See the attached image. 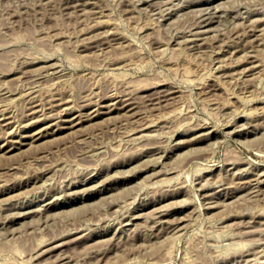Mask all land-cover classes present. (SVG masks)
I'll use <instances>...</instances> for the list:
<instances>
[{
  "label": "rangeland",
  "instance_id": "1",
  "mask_svg": "<svg viewBox=\"0 0 264 264\" xmlns=\"http://www.w3.org/2000/svg\"><path fill=\"white\" fill-rule=\"evenodd\" d=\"M59 1L60 0H0V116L2 114H4V116L6 115L5 118L3 117V115L0 117V137L4 138L0 139V155H2L0 156V178L3 179H0V182L2 184V186L0 184V198L2 197L4 199H0V207L2 208H0V212L2 213H0V216L3 217V219L0 218V264H57L58 262V264H62V262L64 264H248L249 262L251 264H264V251H262L264 249V246L262 247V245H264V227L263 229L262 227H259L260 229L256 227V224H258L259 226V224L261 223L260 221H262V224L264 222V214H260V212L264 213V192L262 195L260 194L264 190V174H259L260 171L264 173V43H262V41H264V30L262 31L264 26H260L262 25V21L260 20H263L264 25V19H262L264 16V12H262V10L264 11V0H226V2L229 1L227 3V5L229 4L228 6H230L229 8L226 4L224 5V3H226L224 2L225 0H221L223 1V4L220 0H182L183 3L181 2V0H171V2L170 0H168L169 3H166L167 0H139L141 1L140 3L138 2V0H131L132 2L130 0ZM133 1L139 4H134ZM175 1H179L182 4L176 5ZM185 1L187 2L186 5ZM61 2H64V4ZM91 2H95L96 5L94 4L93 6ZM155 2L156 4L159 2V6L157 4L156 8L154 9ZM162 2H164V5L160 4ZM209 2H211L210 5L208 4ZM171 3H173L174 7L172 8L174 9H168V7L172 6ZM146 4L147 6L149 5V8L146 6ZM221 5H224V7ZM132 6H134L135 8H132ZM144 6V9L146 10L143 9ZM162 6H164L165 8ZM192 6H194V8ZM202 6H204L205 8ZM216 6H218L221 10L216 9ZM66 7H68L67 10L65 9ZM186 7H191V11H189L190 9ZM225 8H227L228 10H225ZM175 9H178V11ZM194 9H196L195 12L198 13L197 17L195 15L196 13H194ZM197 9H199L200 12L202 11V15ZM203 9H206V11L208 10L210 12H207L205 14V12H203ZM85 10H87V13H85ZM161 10L164 13L165 10L169 11L168 13L166 11V14L164 15V13L162 14ZM179 10L181 11V13L179 12ZM184 10H186L185 13ZM213 10H217V12H213ZM229 10L232 13H230ZM73 11H76V15H72V13H74ZM82 11L83 13H85V16L84 14H82ZM96 11H100V13L104 11V14L107 13L105 16H108L104 17L103 13L101 15L98 14ZM158 11L159 14H157ZM188 11L190 13H188ZM225 11L229 12L230 14H226ZM148 12H150L151 14H148ZM152 12L154 13V15H152ZM172 12H177L178 15H176L177 13L174 14ZM239 13L241 15L244 14L243 16L246 17L244 18L240 16ZM212 14L216 15L212 16ZM236 14L239 16L234 17L236 16ZM99 15H101V17ZM157 15H159V17H162L163 20H161L162 18L159 19ZM166 15L167 17H169L164 18V16ZM219 15H223L225 18L220 17ZM249 15L254 21H252ZM81 16H83L82 19L77 18H81ZM89 16H93V18L91 17V22H89ZM205 16L206 18L210 16V21L208 20V18L205 19ZM227 16L233 18L231 19ZM102 17L105 19L107 18L109 20L106 19V21L105 19H103L102 22L100 21L101 23H99V21L97 23L96 20H101ZM201 18L203 19V21ZM222 18L225 20H222ZM247 19L249 21L251 20V24L248 23L249 21ZM93 20L94 23H92ZM206 20L208 22H206ZM245 20L248 22H246ZM199 21L202 24H200ZM87 22L90 24L91 28H87L90 27L89 24H86ZM203 22L206 23L203 24ZM212 22L216 25V28H218L215 31H212L215 28L211 29V26L215 27ZM254 22L257 23L254 24ZM259 22H261V24H258ZM91 23L94 25H92ZM238 23H240L241 25ZM244 23H246L247 25H244ZM100 25L102 26L101 28ZM197 25H199V27H197ZM200 25H202L203 27ZM250 25L251 27H249ZM256 25L257 27L260 26L261 28H256ZM194 26L195 29H193ZM111 27L114 28L111 29ZM80 28H82V30ZM87 29H89L91 32L89 31L90 33H88ZM189 29L190 32H193L192 34L188 35L187 33L189 32ZM104 30H109L110 32L113 31L111 34L112 37H110L111 35L109 31L105 32ZM115 30L117 31L116 33ZM202 30H208L209 32L205 31L203 33ZM246 30L247 32L249 30L251 32L249 31L248 33H246ZM198 31H201V34H198ZM216 31H219V33L217 34ZM242 31L245 32L244 35V32ZM207 32L209 34H207ZM213 32L216 35H213ZM254 32L256 33V35L254 34ZM93 33L95 34V36ZM104 34L107 35L105 36ZM180 34H183L182 36L185 37H182ZM206 34L209 36V38ZM99 35L102 40H100L101 38L99 37ZM202 35L203 37H205L206 40L201 37ZM210 35L216 36L218 40L215 41V37L210 38ZM217 35H219V37H217ZM241 35H243V37ZM251 35L252 37H255L252 38ZM261 35L263 36V38ZM97 36L99 38H97ZM102 36L105 37L103 38ZM187 36L188 38H191L193 36L192 39L196 37H200L202 39L198 38V40H196V38L194 40H189ZM233 36L238 40H234ZM245 36H247L248 39ZM89 37H91V39ZM107 37L114 38L115 40L110 38L108 39ZM249 37L255 40V43L257 44L256 46L252 39L249 40ZM93 38H95V40ZM239 38L243 40L241 41L239 40ZM260 38L261 43H259ZM245 39H247V41ZM77 40H79V42ZM80 40L81 44L83 45L80 44ZM91 40L94 41L92 42ZM184 40L187 41V46L186 41ZM99 41L101 45H99ZM174 41L177 44H175ZM201 41L203 43L206 41V44L204 43L203 45ZM103 42H106L107 44ZM109 42L112 44H110ZM194 44L197 47H195ZM228 44L230 45L229 47ZM198 45L202 49L199 48ZM220 46H223V48L220 49ZM235 46H241L240 48L238 47L239 49H237L239 50V52L244 53L245 58L243 55H241L242 53L239 54ZM242 46H244L245 48ZM232 47H235L233 49H236L234 50V52H236L237 54H235L234 52H230L233 50ZM250 47H252L251 50ZM255 47L258 48L256 49ZM241 48H244L246 50H241ZM99 49L100 51L102 49V51L99 52ZM216 51H220V54H217ZM247 52L249 54L252 53V57L248 56ZM229 54L235 55L230 56ZM254 55H257L258 58ZM224 56H227L228 58H225ZM242 56L245 61L247 60L246 63H244L245 61L242 60ZM246 56H248L249 58H247ZM216 57H219V59H217ZM224 58L226 60H223ZM230 58L231 60H229ZM220 59L222 61H219L217 63V61ZM239 59H241V62L243 61V64L239 62ZM254 59L255 61H257V63L254 61ZM32 60H34V62H30ZM44 60H46V62ZM28 61L30 64L28 63ZM110 61H112L113 63ZM225 61H227L228 63ZM249 61L253 63H250ZM26 62L27 64H25ZM56 62L60 64L57 63L56 66ZM258 62L259 66L257 65ZM108 63L110 65H108ZM219 63L223 64L220 65ZM234 63L241 64L236 65ZM255 63L258 66V69ZM227 64H229V67H231L232 65L231 69L232 71L235 70L234 74L232 73V71H230L231 69L228 67ZM249 64H252V67H249L251 66ZM30 65L33 67H31ZM38 65H41V67H39ZM52 65L55 66L53 67ZM59 66H61V68ZM239 66L242 69L246 68L247 66L248 69L246 70H248L247 72L249 74H246L245 69L243 71L239 69ZM42 67H49L50 69H43ZM56 67H59L61 70L58 69V71ZM31 68L34 71H31ZM51 68H53L54 72L56 70V72L58 73H53L51 71ZM253 68H255L257 72H254L255 69ZM214 69L216 70L215 77L213 74ZM236 69L238 72L239 70H241V73L239 72L240 74H242L243 72L241 77L239 76L240 74L236 71ZM35 70L39 71L35 72ZM43 70L47 71L45 72ZM50 71L52 72V75ZM60 71H64L65 73H61ZM21 72L23 73L21 74ZM30 74L35 75L32 76ZM57 74H59V76ZM217 74L221 76L219 77L217 76ZM236 74H239V79L237 78L238 76ZM44 75L46 77H44ZM55 75L58 78L55 77ZM52 76L53 78L59 80H51ZM244 76H246V80ZM47 77L50 79L48 80ZM213 77L214 79H217V82L214 81ZM221 78L222 81L219 82L218 80H221ZM126 87H128L126 91L129 88L130 90H132H128L126 92ZM112 90L117 91L113 92ZM118 90L124 91L125 94L122 93V91L119 92ZM24 91H26V94L28 93L26 96H24L25 94H23L25 93ZM34 91H38L36 93L38 94V96L35 94ZM52 92H54L55 94H53ZM90 92H93V94ZM117 92L120 94H118ZM130 92L132 94H130ZM157 92H161L160 95ZM41 93L43 95H41ZM57 93L60 94L58 95ZM154 93L156 94V96ZM165 93L167 94L165 95ZM136 94H140L142 97L140 95L137 96ZM144 94L147 95L144 96ZM33 95L34 97L32 98L31 96ZM69 95L71 97H67ZM103 95L106 96L103 98ZM123 95L125 97L130 96V98L127 97V100L132 102V105L135 104L132 109H129V111H124L125 109H118L120 111L113 110V112L109 114L103 113L101 114L102 116L100 115L97 118L91 119V122L90 120L84 121L85 123L83 122V125H87H84L85 127L83 125H77V127H75L77 128V130L64 129L62 132L56 133L58 137L56 134H50V136H45V139L47 140H45L44 137L36 141L28 139L30 141L27 140L26 144H22L21 146L19 145L21 148H13L10 151H6V149L8 150V147L11 146L9 141L13 139L20 140L21 137L19 138V136L23 134L22 131L23 128L27 126L26 124L29 125V123L32 124L33 122H35V120L40 117L41 113L45 112L46 114H48L50 112L51 114H57L68 110L75 111L72 114H77L78 112L87 113L91 111L94 106H96L95 103L106 104L108 102L107 104H109V102H112L116 99L115 97H117L116 100H119L115 102H120L121 100L125 99ZM27 96L28 98H31V100L29 99V101H27ZM62 96L65 100L62 98ZM99 97L103 98L104 100L101 99L100 101ZM109 97H113L114 99H108ZM54 98L56 99V102ZM49 99L50 101H52L49 102ZM107 99L109 101H107ZM46 100L47 102H45ZM62 100L65 103H63ZM30 101L35 104H38L37 111H39V113H35L34 116H30L33 115L30 113L31 109L26 110L29 106L31 107L30 104H33L30 103ZM78 101L80 102L77 103ZM138 101H140L141 103ZM71 102L73 103L71 104ZM143 102L145 103L143 104ZM85 103L87 105H85ZM119 104L121 105V103ZM68 105L71 106L69 107ZM42 106H44L45 108ZM54 106H56V108ZM63 106H67L71 109L65 110L67 108L64 107L65 109L63 110ZM83 106H85V108ZM6 107L8 108V110ZM59 109H61L62 111ZM134 109L136 111H132ZM256 110L257 113L259 112V115L255 113ZM16 113L18 116L15 115ZM127 113H129L130 116H127ZM117 114L118 117H116ZM254 115H258L259 119L257 117V119L251 118V116L255 117ZM260 115L262 118L260 117ZM22 116L24 117V119L22 118ZM246 116H248V118ZM119 117L124 118L123 121L121 120L122 118L119 119ZM65 118L66 117H64L63 119ZM20 119L23 121H21ZM244 119L246 120V122ZM249 119L251 121H249ZM253 119L254 121H256V123L253 122ZM8 120L13 121L14 123L12 122V125L9 127L10 129L7 128L5 131V126H3L2 123ZM14 120L19 121L16 122ZM55 120L56 119H52V121H48L46 123H38L37 125L30 127L29 130L33 127H35L33 129L43 127ZM58 120L59 118H57L56 121ZM92 121L96 122L92 123ZM145 122H148L147 124L149 125H147ZM150 122H152V124ZM253 123H255V125ZM153 124L155 126H153ZM236 124L239 125L237 126ZM259 124H263V127ZM12 126L13 128L15 126V128L13 129ZM240 126L244 127L240 128ZM16 127H19V131ZM253 127L256 131L252 130ZM55 128L56 126L52 125L48 130L50 132H53ZM78 129L79 131L82 130V135L81 132L78 131ZM8 130H11L9 131L10 133L8 132ZM14 130L17 132H15ZM133 130L136 131L134 132ZM205 131H207L208 134L210 132L209 136L208 134H205ZM229 131L231 132L228 133ZM76 133L79 136L75 135ZM200 136H202L203 139ZM6 137L7 141L5 142ZM33 141L34 143H32ZM177 141H180V143H176ZM3 142L6 144H4ZM3 144L6 149H1V146H3ZM170 149L173 151L171 152ZM155 150L161 153H156ZM164 150L167 151L165 152ZM2 151L3 153H1ZM3 154H5V156L10 154L13 155L5 157ZM35 154H37L38 156ZM158 155H160V157ZM161 155H164L165 157L163 156L162 158ZM155 159L158 160L155 161ZM236 159L237 161H235ZM226 160H228V163L224 162ZM230 160H233L234 162L231 163L232 161L230 162ZM241 160H243L244 162H241ZM125 161L127 163H125ZM116 162L119 164H117ZM156 162L157 164H155ZM257 163L259 164V166ZM114 164L118 166L116 167V165ZM224 164L226 168H229V166L230 168L226 169L224 167ZM236 164H238V166ZM254 164L257 165L255 166ZM49 165H53L54 167ZM252 165L253 167L251 168L250 166ZM12 166L16 167L13 168ZM248 166L250 169H252L253 172L248 168ZM42 167L43 170L41 169ZM222 167H224V169ZM260 168L262 170H260ZM40 169L42 170V173L41 171H39ZM238 169L242 172L234 171H238ZM167 170L168 173H166ZM225 170L228 173H226ZM230 170H232L231 172H233L234 174L231 173ZM243 172L245 173L243 174ZM238 173H242V176L238 175ZM120 174L124 175L122 176ZM129 174L131 175V177ZM87 175L89 176L88 178ZM247 175L249 176L247 177ZM27 176L29 179H26ZM37 176L42 177L39 178ZM45 176L47 177V179H45L44 182L43 179ZM233 176L236 177V182L233 179ZM238 177L239 180L237 181ZM256 177H259L261 181L263 179V182L259 183L260 180ZM83 178H85V180ZM37 179H39V181ZM247 179L248 181L252 179L251 181L253 182H248ZM15 180L21 181L16 182ZM22 180L24 181L22 182ZM100 181L101 183L103 181V183L101 184ZM239 181L241 182L240 184ZM33 182L35 184H33ZM40 182L43 187H41ZM252 183H254V185H252ZM38 184L40 187L38 186ZM69 184L71 185L68 186ZM168 184L172 185L169 186ZM88 185H91V188H94V186L96 187L93 190L88 187ZM219 185L223 186V188H221L222 190L220 189L222 193L219 191ZM238 185L240 189L238 188ZM104 186L107 187L105 188ZM111 187L113 189H111ZM174 187L178 188L176 189ZM241 187L243 190H241ZM85 188L87 189V191ZM237 188L239 189L238 191L240 193L236 191ZM248 188L249 190H252L254 188V191H250L248 193ZM74 189L75 192L77 191L76 193H74ZM179 189L180 191H178ZM229 189L231 190L232 194L230 193ZM61 190H64L65 195H63L64 192L62 194ZM66 190H68V192ZM82 190H85L86 193L85 191L82 193ZM18 191H20V193L22 194H19ZM56 191H59L60 194ZM243 191H246V197L245 195L243 197ZM55 192L59 196L62 194V197L60 196L59 199L57 197L58 195ZM258 192L260 193L258 194ZM13 193L14 195H12ZM69 193L71 195H69ZM93 193L96 195H94ZM204 194H209L210 196H205ZM224 194L227 195L226 198ZM240 194L244 199L239 196ZM19 195H21V197H19ZM43 195H45V197H43ZM16 196L17 198H12ZM205 197H208V199H206ZM261 197H263V199ZM209 198L211 201L209 200ZM233 198L235 200H233ZM11 199L16 202L17 205H15V203L12 202ZM228 199L230 201L233 200V202L230 203ZM204 200L205 203L203 205ZM112 201H114V203ZM216 201L217 203H215ZM7 202L10 203L8 204ZM224 202L227 205H225ZM226 202H228L229 204ZM41 203H46V205H41ZM144 203H146V205ZM171 203L175 205L173 206L174 209L172 208L173 204L168 205ZM210 203H214V206ZM10 204L12 207L10 206ZM159 204L160 206H162V208L163 206L165 207L162 209L163 211L161 210V207H159ZM220 204L222 205L220 206ZM39 205L43 206L42 210L39 209V207H41ZM208 205L213 207H209ZM46 206L49 210L46 209ZM8 207H10V210L12 208V210L10 211ZM180 207H182V209ZM30 208L34 211L25 213L26 211H29ZM152 208H154V210ZM45 209L46 211H44ZM6 210L10 215L6 214L5 217L3 214H5V212L7 213ZM18 210H20L18 212L19 215H17ZM155 210L157 212L159 211V215ZM39 211L41 213H44L45 215L42 216L43 214H41ZM35 212L37 215L35 214ZM46 212H48V214ZM49 212L51 213L49 214ZM15 213L17 216L15 215ZM21 213L24 215V217L23 215H21L22 217L20 216ZM127 213H129V215ZM183 213L188 214V218L186 217L187 220L185 219V216L187 215ZM146 214L147 216H144L145 218L142 217ZM181 214L183 216L185 215L184 218H182L183 220L179 218L182 216ZM132 215L135 219L132 218ZM154 215H156V218L154 217L156 220H154L153 218ZM171 215L176 216L172 217ZM255 215L257 217H255ZM7 216H10L11 218L9 217L8 219ZM40 216H42V218ZM177 216L178 220L180 219L179 221L177 220ZM125 217L126 219L127 217H129L127 221ZM149 217L151 219L153 218L152 221H149L151 220L149 219ZM162 217L164 220H162L161 222ZM166 218H168V220ZM43 219L44 222L42 221ZM47 219L48 222L46 221ZM118 220H122L123 222H120ZM257 220L259 221V223L257 222ZM124 221L126 223H124ZM145 221L147 222V225L149 224L153 227L156 224L158 225H156V227L154 228L151 226L152 228H150L149 225H145ZM155 221L157 222L155 223ZM176 221L178 222L176 223ZM252 221L255 224L252 223ZM41 222L42 224H40ZM183 222L185 224H182ZM166 223L169 225L168 227H165V225H167ZM246 223L250 224L246 225ZM179 224L181 227H179ZM262 224L260 226H262ZM7 225L9 228L7 227ZM161 225L165 228H162ZM182 225L184 226L182 227ZM160 227L162 228V230H167L162 231ZM10 228H12L13 231H11L12 229L10 230ZM179 228L182 229L179 230ZM251 228L253 229V231ZM68 229L70 232L68 231ZM151 229L154 233L158 231L155 236L154 233L151 232ZM171 231H174L176 233H172ZM159 232H165V235L160 234ZM259 232L261 233V235L259 234ZM64 233L66 234L64 235ZM69 233L70 235H68ZM135 234H138L137 237L135 236ZM40 236L45 241H43ZM53 237L54 239L55 237L58 238L54 240ZM45 238L48 240V242L51 243L46 242L47 240ZM38 239L40 243L45 242L44 244H46V246L41 243L42 247H39L40 243L39 245H37ZM257 240L262 244L259 243ZM57 242H61V246H58L57 248H52L51 245H55L57 244ZM37 246L39 248L38 251L36 250L38 249ZM256 247L260 250V254L262 255L259 254L258 249ZM260 247H262L263 249H261ZM47 248L51 250H48ZM54 249H56V251ZM33 250H36V253L39 251L41 252L35 254ZM45 250L46 252L44 253ZM246 250L247 253L245 255L244 251ZM248 250L250 252H248ZM254 251L256 254L254 253ZM252 253H254L255 255H253ZM257 253L258 257L256 256ZM34 254L38 256H35ZM66 254L70 256H67ZM60 255L66 257L64 258L65 260L63 259V257L60 258ZM100 255L102 256L100 257ZM34 256L35 258H37L33 259L32 257ZM57 256L59 258H57ZM247 256H251V259L254 260V262H251L252 260L250 258H248V260L250 261H247ZM252 256L254 259L252 258ZM58 259L60 260L58 261ZM61 259L64 260L66 263ZM236 259H238L239 261H237ZM245 261H247L248 263H245Z\"/></svg>",
  "mask_w": 264,
  "mask_h": 264
},
{
  "label": "bare ground",
  "instance_id": "2",
  "mask_svg": "<svg viewBox=\"0 0 264 264\" xmlns=\"http://www.w3.org/2000/svg\"><path fill=\"white\" fill-rule=\"evenodd\" d=\"M48 1H49V0H48ZM60 1H61V0H60ZM60 1H59V2H60ZM62 1H63V0H62ZM66 1H67V0H66ZM71 1H72V0H71ZM71 1H70V2H71ZM130 1H131V0H130ZM142 1H143V0H142ZM148 1H149V0H148ZM150 1H151V0H150ZM155 1H156V0H155ZM163 1H164V0H163ZM165 1H166V0H165ZM172 1H173V0H172ZM186 1H187V0H186ZM186 1H185V5L187 4ZM188 1H190V0H188ZM195 1H196V0H195ZM220 1H221V0H220ZM229 1H230V0H229ZM229 1L226 2V0H225L224 2H226V3H224V5H225V4L227 5V3H228ZM232 1H233V0H232ZM68 2H69V1H68ZM74 2H75V1H74ZM131 2H132V1H131ZM133 2H134V1H133ZM136 2H137V1H136ZM138 2L140 3L141 1L138 0ZM170 2H171V0H170ZM175 2H176V1H175ZM175 2H174V4H175ZM178 2H179V1L176 2V5H178V4L181 5V4L183 3L182 0H181L182 3H181V2L178 3ZM205 2H206V1H205ZM212 2H213V1H212ZM221 2H222V4H223V1H221ZM235 2H236V1H235ZM61 3L64 4V2H61ZM76 3H77V2H76ZM87 3H90V2H87ZM91 3H92V2H91ZM139 3H135V2H134V4H139ZM143 3H144V2H143ZM147 3H148V2H147ZM166 3H169L168 0H167ZM192 3H194V2H192ZM195 3H196V2H195ZM198 3H200V2H198ZM202 3H203V2H202ZM206 3H207V2H206ZM218 3H219V2H218ZM80 4H82V3H80ZM85 4H86V3H85ZM85 4H84V5H85ZM92 4H93V6H94L95 2L92 3ZM134 4H133V5H134ZM149 4H150V2H149ZM153 4H154V1H153ZM157 4H158V6H159V2H158ZM157 4H156V2H155V7H154V9L156 8V5H157ZM160 4L164 5V2H162V3H160ZM171 4H172V6L168 7V9L174 7V6H173V3H171ZM208 4L210 5L211 2H209ZM213 4H215V3H213ZM216 4H217V3H216ZM76 5H77V4H76ZM89 5H90V4H89ZM95 5H96V4H95ZM140 5H141V4H140ZM144 5H145V4H144ZM151 5H152V4H151ZM169 5H170V4H169ZM198 5H199V4H198ZM198 5H197V6H198ZM204 5H205V4H204ZM217 5H218V4H217ZM224 5H221V6L224 7ZM228 5H229V4H228ZM228 5H227V6H228ZM66 6H67V5H66ZM82 6H83V5H82ZM146 6H147V4H146ZM148 6H149V5H148ZM148 6H147V7H148ZM153 6H154V5H153ZM200 6H201V5H200ZM206 6H207V5H206ZM211 6H212V5H211ZM211 6H210V7H211ZM213 6H214V5H213ZM79 7H80V5H79ZM84 7H85V6H84ZM90 7H91V6H90ZM90 7H89V8H90ZM160 7H161V6H160ZM160 7H159V8H160ZM162 7H164V6H162ZM181 7H182V6H181ZM184 7H185V6H184ZM192 7L194 8V6H192ZM202 7H204V6H202ZM202 7H201V9H202ZM210 7H209V9H210ZM217 7H218V6H216V9L221 10V9L219 8L220 5H219L218 8H217ZM229 7H230V6H228V8H229ZM67 8H68V7H66L65 9L67 10ZM132 8H135V7L132 6ZM139 8H140V7H139ZM144 8H145V6L143 7V9H144ZM148 8H149V7H148ZM164 8H165V7H164ZM164 8H163V9H164ZM166 8H167V7H166ZM186 8H188V7H186ZM190 8H191V7H190ZM190 8H188V9H190ZM193 8H192V11H193ZM196 8H197V7H196ZM204 8H205V7H204ZM69 9H71V8H69ZM72 9H73V8H72ZM79 9H80V8H79ZM84 9H85V8H84ZM136 9H137V8H136ZM150 9H151V6H150ZM161 9H162V8H161ZM172 9H174V8H172ZM180 9H181V8H180ZM183 9H185V8H183ZM188 9H187V10H188ZM199 9H200V8H199ZM199 9H197V10H199ZM201 9H200V10H201ZM206 9H208V8H206ZM206 9H203V10H204L203 12H205V14H206L207 12H208V13L210 12V11H208V10L206 11ZM212 9H213V7H212ZM212 9H211V11H212ZM222 9H223V8H222ZM226 9H227V8H225V10H226ZM75 10H76V9H75ZM81 10H82V9H81ZM81 10H80V11H81ZM87 10H88V8H87ZM87 10H85V11H86L85 13H87ZM90 10H91V9H90ZM95 10H96V9H95ZM101 10H102V9H101ZM103 10H104V9H103ZM139 10H141V9H139ZM144 10H146V9H144ZM147 10H149V9H147ZM157 10H158V9H157ZM175 10L178 11V9H175ZM175 10H174V11H175ZM195 10H196V9H194V13H196L195 15H196V17H197V14H198V13L195 12ZM200 10H199V13L201 14L202 11L200 12ZM227 10H228V9H227ZM230 10H231V9H230ZM230 10H229V11H230ZM69 11H70V10H69ZM76 11H77V10H76ZM76 11H75V12L73 11L74 13H72V15H76V14H75ZM137 11H138V10H137ZM159 11H160V9H159ZM159 11H158L157 14H159ZM161 11H162V10H161ZM166 11H167V13H168L169 10H165V13L162 11V14L164 13V15H165V14H166ZM189 11H191V9H190ZM189 11H188V13H190ZM214 11L217 12V10H213V12H214ZM223 11H224V10H223ZM245 11H246V10H245ZM245 11H244V12H245ZM258 11H259V10H258ZM67 12H68V11H67ZM96 12H97V11H96ZM103 12H104V11H103ZM103 12H102V13H103ZM145 12H146V11H145ZM154 12H155V11H154ZM179 12L181 13L180 10H179ZM182 12H183V11H182ZM185 12H186V10H184V13H185ZM244 12H243V13H244ZM252 12H253V11H252ZM252 12H251V13H252ZM256 12H257V11H256ZM259 12H260V11H259ZM262 12H264V11L262 10ZM70 13H71V12H70ZM85 13H83V11H82V14H84V16H85ZM97 13L102 15V13H100V11L97 12ZM146 13H147V12H146ZM149 13H150V12H148V14H149ZM172 13L176 14L177 12H176V13H175V12H172ZM220 13H222V12H220ZM220 13H219V14H220ZM223 13H224V12H223ZM225 13L227 14V13H229V12H226V11H225ZM230 13H232V12L230 11ZM230 13H229V14H230ZM248 13H249V12H248ZM257 13H258V12H257ZM257 13H256V15H257ZM77 14H78V13H77ZM82 14H80V15H82ZM103 14H104V13H103ZM106 14H107V13H106ZM106 14H104L103 16H104V17H107L108 15L105 16ZM150 14H151V13H150ZM182 14H183V13H182ZM191 14H192V13H191ZM203 14H204V13H203ZM205 14H204V15H205ZM226 14H223V15H226ZM239 14H240V13H239ZM259 14H261V13H259ZM262 14H263V13H262ZM68 15H71V14H68ZM101 15H99V16L101 17ZM152 15H154L153 12H152ZM171 15H172V14H171ZM171 15H170V16H171ZM176 15H178V13H177ZM192 15H193V14H192ZM201 15H202V14H201ZM201 15H200V17H201ZM204 15H203V16H204ZM213 15H216V14H212V16H213ZM223 15H222V16L219 15V16H220V17H224ZM234 15H235V13H234ZM243 15H244V14H243ZM243 15L240 14V16L244 17ZM245 15H248V14H245ZM95 16H96V15H95ZM160 16H162V15H160ZM174 16H175V15H174ZM212 16H211V17H212ZM232 16H233V15H232ZM238 16H239V15L236 14V16H234V17H238ZM252 16H253V15H252ZM262 16H263V15H262ZM75 17H76V16H75ZM82 17H83V16H81V18H79V17H77V18H78V19H82ZM89 17H90V16H89ZM91 17L93 18V16H91ZM91 17H90V21H89V22H91V20H92ZM100 17H99V18H100ZM157 17H159V15H157ZM165 17L168 18L169 16L167 17V15H166V16H164V18H165ZM172 17H173V16H172ZM175 17H176V16H175ZM198 17H199V16H198ZM209 17H210V16H209ZM209 17H207V18H208V20L210 21V18H209ZM217 17H218V16H217ZM220 17H219V18H220ZM227 17H228V16H227ZM245 17H246V16H245ZM245 17H244V18H245ZM249 17H250V15H249ZM257 17H258V16H257ZM257 17H256V18H257ZM260 17H261V15H260ZM77 18H76V19H77ZM96 18H98V17H96ZM96 18H94V19H96ZM161 18H162V17H159V19H161ZM202 18H203V17H202ZM202 18H201V19H202ZM207 18H206V16H205V19H207ZM213 18H214V17H213ZM224 18H225V17H224ZM228 18H231V19H232L233 17H228ZM247 18H248V17H247ZM250 18H251V17H250ZM256 18H255V19H256ZM258 18H259V17H258ZM87 19H88V18H87ZM103 19H105V18L102 17L101 20H96V21H97V23H98V21H99V23H101ZM106 19H107V18H106ZM106 19H105V20H106ZM159 19H158V21H159ZM237 19H240V18H237ZM251 19H252V18H251ZM260 19H261V18H260ZM260 19H259V20H260ZM262 19H264V16H263ZM85 20H86V17H85ZM88 20H89V19H88ZM107 20H109V19H107ZM107 20H106V21H107ZM161 20H163V18H162ZM161 20H160V21H161ZM165 20H166V19H165ZM196 20H197V18H196ZM216 20H217V19H216ZM222 20H225V19L222 18ZM222 20H220V21H222ZM247 20H248V19H247ZM257 20H258V19H257ZM257 20H256V21H257ZM80 21H81V20H80ZM83 21H84V20H83ZM96 21H95V22H96ZM100 21H101V22H100ZM110 21H111V20H110ZM202 21H203V19H202ZM218 21H219V19H218ZM245 21H246V20H245ZM248 21H249V20H248ZM248 21H246V22H248ZM250 21H251V20H250ZM250 21H249L248 23L251 24ZM252 21H254V20L252 19ZM260 21H262V25H260V26H264V25H263V20H260ZM162 22H163V21H162ZM166 22H167V21H166ZM169 22H171V21H169ZM199 22H200V21H199ZM206 22H208V21L206 20ZM206 22H203V24L206 23ZM240 22H242V21H240ZM92 23H94V20H93ZM92 23H91V24H92ZM103 23H104V22H103ZM167 23H168V22H167ZM209 23H210V22H209ZM215 23H216V21H215ZM218 23H219V22H218ZM256 23H257V22H256ZM256 23L254 22V24H256ZM86 24L88 25L89 23L87 22ZM109 24H110V22H109ZM109 24H108V25H109ZM111 24H112V23H111ZM197 24H198V23H197ZM200 24H202V23L200 22ZM207 24H208V23H207ZM212 24H213V22H212ZM238 24H240V23H238ZM242 24H243V23H242ZM245 24H246V23H244V25H245ZM258 24H261V22H259ZM258 24H257V25H258ZM92 25H94V24H92ZM103 25H104V24H103ZM205 25H206V24H205ZM213 25H215V24H213ZM240 25H241V24H240ZM246 25H247V24H246ZM248 25H249V24H248ZM257 25H256V28H259L260 26L257 27ZM83 26H84V25H83ZM83 26H82V27H83ZM89 26H90V24H89ZM95 26H96V25H95ZM111 26H112V25H111ZM200 26H202V25H200ZM209 26H210V25H209ZM85 27H86V26H85ZM101 27H102V26L100 25V28H101ZM106 27H107V24H106ZM197 27H199V25H197ZM202 27H203V26H202ZM204 27H205V26H204ZM206 27H207V26H206ZM217 27H219V26H217ZM245 27H247V26H245ZM245 27H244V29H245ZM249 27H251V25H250ZM252 27H253V22H252ZM87 28H91V26H90V27H87ZM93 28H94V26H93ZM104 28H105V27H104ZM108 28H109V26H108ZM108 28H107V29H108ZM113 28H114V27H113ZM113 28L111 27V29H113ZM192 28H193V27H192ZM212 28H215V29H213L212 31H215L216 29H218V28H216V25H215V27H214V26H211V29H212ZM254 28H255V27H254ZM260 28H261V27H260ZM80 29L82 30V28H80ZM85 29H86V28H85ZM85 29H84V30H85ZM98 29H99V28H98ZM193 29H195V26H194ZM196 29H197V28H196ZM199 29H200V28H199ZM204 29H208V28H204ZM209 29H210V28H209ZM211 29H210V30H211ZM244 29H243V30H244ZM87 30H88V31H87L88 33L91 32L89 29H87ZM92 30H93V29H92ZM191 30H192V29H191ZM197 30H198V29H197ZM247 30H248V29H247ZM247 30H246V33H248V32L250 31V30H249V31L247 32ZM251 30H252V29H251ZM255 30H256V29H255ZM260 30H261V29H260ZM263 30H264V28L262 29V31H263ZM85 31H86V30H85ZM89 31H90V32H89ZM104 31H105V30H104ZM107 31H109V30H106L105 32H107ZM195 31H196V30H195ZM195 31H194V32H195ZM202 31H203V30H202ZM205 31H208V30H205ZM205 31H203V33H204ZM100 32H101V30H100ZM105 32H104V33H105ZM109 32H110V31H109ZM112 32H113V31H112ZM112 32H110V35L112 34ZM116 32H117V31L115 30V33H116ZM189 32H190V29H189ZM189 32L187 33L188 35H189V34H192L193 31L190 32V33H189ZM200 32H201V31H198L197 33L199 34ZM208 32H209V31H208ZM208 32H207V34H209ZM239 32H240V31H239ZM242 32H244V31H242ZM250 32H251V31H250ZM257 32H258V30H257ZM259 32H260V31H259ZM263 32H264V31H263ZM81 33H83V32H81ZM98 33H99V32H98ZM185 33H186V32H185ZM211 33H212V32H211ZM216 33L218 34L219 31H218V32L216 31ZM261 33H262V32H261ZM93 34H94V33H93ZM198 34H196V35H198ZM200 34H201V33H200ZM207 34H206V35H207ZM239 34H240V33H239ZM244 34H245V32L243 33V35H244ZM250 34H252V33H250ZM254 34L256 35L255 32H254ZM254 34H253V35H254ZM257 34H258V33H257ZM263 34H264V33H263ZM91 35H92V34H91ZM101 35H103V34H101ZM104 35H105V34H104ZM106 35H107V34H106ZM106 35H105V36H106ZM110 35H109V36H110ZM117 35H118V34H117ZM180 35H181V34H180ZM182 35H183V34H182ZM182 35H181V36H182ZM184 35H185V34H184ZM194 35H195V34H194ZM203 35H204V34H203ZM203 35H202L201 37H203ZM213 35H216V34L213 32ZM236 35H237V34H236ZM236 35H235V37H236ZM243 35H241V36L243 37ZM246 35H247V34H246ZM86 36H88V35H86ZM89 36H90V35H89ZM94 36H95V34H94ZM105 36H104V37H105ZM114 36H115V35H114ZM114 36H113V37H114ZM118 36H119V35H118ZM207 36H208V35H207ZM258 36H260V35H258ZM261 36H262V35H261ZM82 37H83V36H82ZM99 37H100V35H99ZM99 37L97 36V38H99ZM102 37H103V36H102ZM104 37H103V38H104ZM110 37H112V35H111ZM110 37H109V38H110ZM116 37H117V36H116ZM182 37H185V36H182ZM192 37H193V36H192ZM192 37H191V38H188V36H187V38H188L189 40H190V39H191V40H194V39L197 38V37H196V38H193V39H192ZM194 37H195V36H194ZM214 37L216 38V36H212V35H210V38H214ZM217 37H219V35H217ZM233 37H234V36H233ZM235 37H234V40H235V39L238 40V39L235 38ZM242 37H241V38H242ZM245 37L248 39L247 36H245ZM245 37H244V38H245ZM251 37H252V35H251ZM253 37H255V36H253ZM253 37H252V38H253ZM83 38H84V37H83ZM89 38L91 39V37H89ZM100 38H101V37H100ZM107 38H108V37H107ZM109 38H108V39H109ZM114 38H115V37H114ZM114 38H110V39H114ZM117 38H118V37H117ZM198 38H200V37H198ZM198 38H197L196 40H198ZM203 38H204V40H206L205 37H203ZM206 38H207V37H206ZM208 38H209V36H208ZM241 38H239V40L242 41L243 39H241ZM252 38L249 37V40L252 39ZM262 38H263V36H262ZM78 39H80V38H78ZM85 39H86V38H85ZM93 39L95 40V38H93ZM105 39H106V38H105ZM118 39H119V38H118ZM183 39H184V38H183ZM185 39H186V38H185ZM200 39H202V38H200ZM200 39H199V40H200ZM247 39H245V40L247 41ZM254 39H255V38H254ZM258 39H259V38H258ZM94 40H93V41H94ZM100 40H102V38H101ZM114 40H115V39H114ZM116 40H117V39H116ZM119 40H120V39H119ZM181 40H182V39H181ZM196 40H195V41H196ZM210 40H213V39H210ZM214 40H215V39H214ZM217 40H218V39L216 38L215 41H217ZM249 40H248V42H249ZM252 40H253V39H252ZM263 40H264V39H263ZM77 41L79 42V40H77ZM83 41H84V39H83ZM91 41H92V40H91ZM93 41H92V42H93ZM97 41H98V40H97ZM97 41H96V42H97ZM108 41H110V40H108ZM176 41H177V40H176ZM182 41H183V40H182ZM184 41H186V40H184ZM253 41H254V43H255V40H253ZM253 41H252V42H253ZM256 41H258V40H256ZM85 42H86V41H85ZM179 42H180V41H179ZM191 42H192V41H191ZM191 42H189V43H191ZM205 42H206V41H205ZM205 42H204V43H205ZM238 42H239V41H238ZM252 42H251V45H252ZM86 43H87V42H86ZM86 43H85V45H86ZM99 43H100V41H99ZM103 43H106V42H103ZM109 43H110V42H109ZM116 43H117V42H116ZM174 43H175V41H174ZM180 43H181V42H180ZM183 43H184V42H183ZM192 43H193V42H192ZM201 43H203V42L201 41ZM201 43H200V44H201ZM204 43H203V45H204ZM239 43H240V42H239ZM257 43H258V42H257ZM259 43H261V38H260ZM259 43H258V44H259ZM262 43H264V41H262ZM80 44H81V40H80ZM80 44H78V45H80ZM89 44H90V41H89ZM106 44H107V43H106ZM110 44H112V43H110ZM175 44H177V43H175ZM178 44H179V43H178ZM200 44H199V45H200ZM205 44H206V43H205ZM216 44H218V43H216ZM240 44H241V43H240ZM243 44H245V43H243ZM243 44H242V45H243ZM81 45H83V44H81ZM96 45H98V44H96ZM99 45H101V43H100ZM179 45H180V44H179ZM199 45H198V47H199ZM201 45H202V44H201ZM203 45H202V46H203ZM210 45H211V43H210ZM231 45H232V44H231ZM246 45H248V44H246ZM249 45H250V44H249ZM256 45H257V44L255 43V46H256ZM91 46H92V43H91ZM91 46H90V47H91ZM186 46H187V41H186ZM192 46H193V44H192ZM194 46H195V44H194ZM215 46H216V45H215ZM229 46H230V45L228 44V47H229ZM232 46H233V45H232ZM244 46H245V45H244ZM244 46H242V47H244ZM259 46H260V45H259ZM86 47H87V45H86ZM100 47H101V46H100ZM105 47H106V46H105ZM105 47H104V48H105ZM107 47H108V46H107ZM109 47H110V45H109ZM195 47H197V46H195ZM220 47H221L220 49L223 48V46H220ZM225 47H226V46H225ZM235 47H236V46H235ZM235 47H232V49L235 48ZM238 47H239V46H237L236 49H237ZM240 47H241V46H240ZM240 47H239V48H240ZM248 47H249V46H248ZM248 47H246V48H248ZM253 47H254V46H253ZM260 47H261V46H260ZM96 48H98V47H96ZM104 48H103V49H104ZM192 48H193V47H192ZM199 48H201V47H199ZM203 48H204V47H203ZM205 48H206V46H205ZM226 48H227V47H226ZM230 48H231V47H230ZM239 48H238V49H239ZM244 48H245V47H244ZM244 48H243V49L241 48V50H246V49H244ZM251 48H252V47H250V50H251ZM255 48L257 49L258 47H255ZM83 49H84V48H83ZM86 49H87V48H86ZM195 49H198V48H195ZM201 49H202V48H201ZM236 49H233L232 51L229 50V51L233 53L234 50H236ZM238 49H237V50H238ZM223 50H224V49H223ZM227 50H228V49H227ZM247 50H249V49H247ZM101 51H102V49H101ZM101 51H100V49H99V52H101ZM220 51H222V50H220ZM220 51H219V52H220ZM219 52L216 51L217 54H220ZM224 52H225V51H224ZM238 52H239V50H238ZM228 53H229V52H228ZM234 53L237 54L236 52H234ZM240 53H242L241 55H243L244 58H245L244 53H243V52H239V54H240ZM247 53H248V52H247ZM235 54H231V55L229 54V55L232 56V55H235ZM251 54H252V53H251ZM251 54L248 53V56L252 57ZM253 54H254V51H253ZM255 54H256V51H255ZM218 56H219V55H218ZM230 56H229V57H230ZM239 56H240V55H239ZM243 56H242V60H244ZM248 56H246V57L249 58ZM254 56H255V55H254ZM256 56H257V55H256ZM256 56H255V57H256ZM221 57H222V56H221ZM224 57H225V56H224ZM226 57H227V56H226ZM226 57H225V58H226ZM255 57H253V58H255ZM122 58H123V57H122ZM216 58H217V57H216ZM225 58H224L223 60H226ZM227 58H228V57H227ZM231 58H232V57H231ZM231 58H230L229 60H231ZM240 58H241V57H240ZM257 58H258V56H257ZM257 58H256V59H257ZM50 59H51V57H50ZM50 59H48V60H50ZM217 59H219V57H218ZM217 59H216V60H217ZM221 59H222V58H221ZM221 59L218 60L217 63H218L219 61L221 62V61H222ZM235 59H236V58H235ZM121 60H123V59H121ZM121 60H120V61H121ZM232 60H233V59H232ZM236 60H237V59H236ZM240 60H241V59H239V62H241ZM248 60H249V59H248ZM41 61H42V60H41ZM44 61L46 62V60H44ZM54 61H55V60H54ZM54 61H53V62H54ZM118 61H119V60H118ZM124 61H125V60H124ZM233 61H234V60H233ZM244 61H245V60H244ZM246 61H247V60H246ZM246 61H245L244 63H246ZM250 61H252V60H250ZM250 61H249V62H250ZM254 61H255V59H254ZM30 62H34V60H32V61H30ZM37 62H38V61H37ZM53 62H52V63H53ZM110 62H112V61H110ZM225 62H227V61H225ZM231 62H232V61H231ZM242 62H243V61H242ZM242 62H241V63H242ZM249 62H248V63H249ZM255 62L257 63V61H255ZM28 63H29V61H28ZM49 63H50V62H49ZM52 63H51V64H52ZM54 63H55V62H54ZM57 63H58V62H56V66H57ZM112 63H113V62H112ZM120 63H123V62H120ZM124 63H125V62H124ZM227 63H228V62H227ZM229 63H230V62H229ZM237 63H238V62H237ZM241 63H240V64H241ZM250 63H253V62H250ZM256 63H255V65H256ZM25 64H27V62H26ZM29 64H30V63H29ZM31 64H32V63H31ZM58 64H60V63H58ZM118 64H119V63H118ZM125 64H126V63H125ZM219 64L222 65L223 63H222V64L219 63ZM234 64H236V63H234ZM240 64H236V65H240ZM242 64H243V63H242ZM49 65H50V64H49ZM49 65H48V66H49ZM108 65H110V64L108 63ZM227 65H228V67H229V64H227ZM232 65H233V63H232ZM232 65H231V67H232ZM249 65H251V66H249ZM249 65H248L249 67H252V64H249ZM257 65L259 66V62H258ZM257 65H256V66H257ZM30 66H31V65H30ZM38 66H39V65H38ZM42 66H43V65H42ZM44 66H45V64H44ZM52 66H53V65H52ZM54 66H55V65H54ZM54 66H53V67H54ZM61 66H62V65H61ZM61 66H59V67L61 68ZM111 66H112V65H111ZM111 66H110V67H111ZM120 66H121V64H120ZM217 66H218V65H217ZM223 66H224V65H223ZM242 66H243V65H242ZM258 66H257V69H258ZM31 67H33V66H31ZM39 67H41V65H40ZM50 67H51V66H50ZM59 67H58V68L56 67V69H57V70H58V69L61 70ZM112 67H113V66H112ZM214 67H215V66H214ZM218 67H219V66H218ZM218 67H217V68H218ZM221 67H222V66H221ZM231 67H229V68L231 69ZM233 67H234V65H233ZM25 68H26V67H25ZM27 68H28V67H27ZM36 68H37V67H36ZM36 68H35V69H36ZM42 68H43V69H48L49 67H48V68H44V67H42ZM217 68H216V69H217ZM229 68H228V70H229ZM255 68H256V67H255ZM255 68H253V69H255ZM22 69H24V68H22ZM40 69H41V68H40ZM49 69H50V68H49ZM51 69H52L51 71H52L53 73L56 72V70H55V72L53 71V68H51ZM239 69H241V70L243 71L244 69H245V70L248 69V67L246 66V68L242 69V68H240V66H239ZM250 69H251V68H250ZM259 69H260V68H259ZM32 70H33V69L31 68V71H32ZM59 70H58V71H59ZM219 70H220V68H219ZM221 70H222V69H221ZM241 70H239L240 73H241ZM251 70H252V69H251ZM23 71H24V70H23ZM27 71H28V70H27ZM33 71H34V70H33ZM36 71H37V70H35V72H36ZM38 71H39V70H38ZM38 71H37V72H38ZM43 71H45V70H43ZM46 71H47V70H46ZM46 71H45V72H46ZM48 71H49V70H48ZM51 71H50V72H51ZM215 71H216V70L214 69V71H213L214 73L212 72V73L214 74V77L216 76ZM230 71H232V69H231ZM234 71H235V70L232 71L233 74H234ZM236 71H237V69H236ZM247 71H248V70H246V74L248 73ZM249 71H250V70H249ZM25 72H26V71H25ZM28 72H29V71H28ZM28 72H27V73H28ZM41 72H42V70H41ZM45 72H44V73H45ZM52 72H51V75H52ZM60 72H61V71H60ZM60 72H59V73H60ZM217 72H218V71H217ZM224 72H225V71H224ZM228 72H229V71H228ZM237 72H238V71H237ZM237 72H236V73H237ZM239 72H238V73H239ZM254 72H257L256 69L254 70ZM254 72H253V73H254ZM258 72H259V71H258ZM22 73H23V72H21V74H22ZM32 73H33V72H32ZM44 73H43V74H44ZM48 73H49V72H48ZM56 73H58V72H56ZM61 73H65V72L63 71V72H61ZM218 73H219V72H218ZM240 73H239V74H240ZM244 73H245V72H244ZM251 73H252V71H251ZM25 74H26V73H25ZM25 74H24V75H25ZM28 74H29V73H28ZM45 74H46V73H45ZM221 74H222V73H221ZM226 74H227V73H226ZM233 74H232V75H233ZM239 74H236V75L238 76ZM242 74H243V72H242ZM242 74H240L239 76L241 77ZM246 74H244V75H246ZM248 74H249V73H248ZM257 74H258V73H257ZM26 75H27V74H26ZM26 75H25V76H26ZM30 75H32V74H30ZM34 75H35V74H33L32 76H34ZM57 75L59 76V74H57ZM61 75H62V74H61ZM61 75H60V76H61ZM224 75H225V74H224ZM252 75H254V74H252ZM27 76H28V75H27ZM48 76H49V75H48ZM53 76H54V75H53ZM53 76H52L51 80H52V79H55L56 81L59 80V79L53 78ZM217 76H219V75L217 74ZM220 76H221V75H220ZM220 76H219V77H220ZM228 76H229V75H228ZM234 76H235V75H234ZM234 76H233V77H234ZM239 76L237 77L238 79H239ZM249 76H250V75H249ZM254 76H256V75H254ZM254 76H252V77H254ZM39 77H40V75H39ZM39 77H38V78H39ZM41 77H43V76H41ZM44 77H46V76L44 75ZM49 77H50V76H49ZM55 77H57V76L55 75ZM62 77H63V76H62ZM214 77H213V79H214ZM224 77H225V76H224ZM245 77H246V76H244V78H245ZM47 78H48V77H47ZM57 78H58V77H57ZM228 78H229V77H228ZM234 78H235V77H234ZM242 78H243V77H242ZM244 78H243V79H244ZM49 79H50V78H48V80H49ZM230 79H231V77H230ZM235 79H236V78H235ZM246 79H247V78H245V80H246ZM55 80H53V81H55ZM216 80H217V79H214L215 82H217ZM218 81H219V82L222 81V78H221V80H218ZM223 82H224V81H223ZM154 86H157V85H154ZM29 87H30V86H29ZM32 87H33V86H32ZM32 87H31V89H32ZM27 88H28V87H27ZM33 88H34V87H33ZM92 88H93V87H92ZM127 88H128V87L125 88V91H126ZM145 88H146V87H145ZM29 89H30V88H29ZM34 89H35V88H34ZM36 89H38V88H36ZM110 89H111V88H110ZM110 89H109V90H110ZM112 89H113V88H112ZM163 89H164V88H163ZM163 89H162V91H163ZM168 89H169V88H168ZM109 90H108V91H109ZM128 90H130V88H129ZM128 90H127V91H128ZM131 90H132V89H131ZM131 90H130V91H131ZM143 90H144V89H143ZM156 90H157V89H156ZM159 90H160V89H159ZM171 90H172V89H171ZM175 90H176V89H175ZM112 91H113V92H116L117 90H116V91H115V90H112ZM118 91H119V90H118ZM121 91H122V90H121ZM121 91H119V92H121ZM127 91H126V92H127ZM138 91H139V90H138ZM138 91H137V92H138ZM176 91H177V90H176ZM5 92H6V91H5ZM24 92H25V93H23V94H25L24 96H26L28 93L26 94V91H24ZM27 92H28V91H27ZM31 92H32V90H31ZM34 92H35V91H34ZM37 92H38V91H37ZM37 92H35V94H36ZM39 92H40V91H39ZM94 92H96V91H94ZM169 92H173V91H169ZM174 92H175V91H174ZM2 93H3V92H2ZM52 93L55 94L54 92H52ZM61 93H63V92H61ZM90 93L93 94V92H90ZM90 93H89V94H90ZM105 93H106V92H105ZM111 93H112V92H111ZM117 93H118V92H117ZM122 93H124V91H122ZM157 93H158V92H157ZM160 93H161V92H160ZM160 93H158V94L160 95ZM162 93H163V92H162ZM0 94H1V93H0ZM10 94H11V93H10ZM29 94H30V92H29ZM39 94H40V93H39ZM49 94H50V92H49ZM49 94H48V95H49ZM57 94H58V93H57ZM57 94H56V95H57ZM59 94H60V93H59ZM59 94H58V95H59ZM85 94H86V93H85ZM98 94H100V93H98ZM101 94H103V93H101ZM114 94H115V93H114ZM118 94H120V93H118ZM124 94H125V93H124ZM130 94H132V93L130 92ZM134 94H135V93H134ZM134 94H133V95H134ZM150 94H151V93H150ZM150 94H148V95H150ZM154 94H155V93H154ZM154 94H152V95H154ZM166 94H167V93H165V95H166ZM171 94H172V93H171ZM171 94H170V95H171ZM8 95H9V94H8ZM31 95H32V94H31ZM36 95L38 96V94H36ZM41 95H43V94L41 93ZM46 95H47V94H46ZM51 95H52V94H51ZM62 95H63V94H62ZM65 95H68V94H65ZM112 95H113V94H112ZM121 95H122V94H121ZM136 95H137V94H136ZM139 95H140V94H139ZM139 95H137V96H139ZM146 95H147V94H146ZM146 95L144 94V96H146ZM18 96H19V95H18ZM91 96H92V95H91ZM95 96H96V95H95ZM105 96H106V95H103V98H104ZM108 96H109V95H108ZM110 96H111V95H110ZM115 96H116V95H115ZM123 96H124V95H123ZM140 96H141V95H140ZM155 96H156V94H155ZM155 96H154V97H155ZM157 96H158V95H157ZM163 96H164V94H163ZM168 96H169V95H168ZM31 97L33 98L34 95L31 96ZM40 97H41V96H40ZM43 97H44V96H43ZM51 97H53V96H51ZM56 97H57V96H56ZM56 97H55V98H56ZM58 97H59V96H58ZM65 97H66V96H65ZM67 97H71V96L69 95V96H67ZM67 97H66V98H67ZM93 97H94V96H93ZM124 97H125V96H124ZM127 97L130 98V96H127ZM127 97H125L126 100H125V99H124V100H121V99H120L122 102H121V101H120V102H115V101H119V100H116L117 97H115L116 99H115L114 101H112V102H109V104H107L108 102H107L106 104H102V103H98V104H96V103H95L96 106H94V108H93L91 111L87 112V113H84V112L82 113V112H78V111H77V112H78V113L76 112L77 114H72V113H74L75 111L68 110V109H71V108H69L71 105H68L69 107H67V106H63L62 109L64 110V109H65L64 107H66L67 109H65V110H68V111H63V112H60V113H57V114H54V113L51 114L50 112H49L50 114H49V113L46 114L45 112H44V113H41L40 117H38V118L35 120V122H33L32 124L29 123V125L26 124L27 126H25V127L23 128V131H22L23 134H22L21 136H19V138L21 137L20 140H14V139L12 138L13 140H10V141H9V139H8V141H9L10 144H11L10 147L7 146L9 149L7 150V149L4 147V144H6V143H4V142H3V143H4L3 146H1V149H4V148H5L6 151H10V150H12L13 148H21L20 146H21L22 144H23V145L26 144L28 139H30V140L32 139V140L36 141V140H40V139L43 138V137H44V139H45V138H46L45 136H48V135L50 136V134H53V135H54V134H56L57 132H62L64 129H76V130H77V128H75V127H77V125H83V122H84V121L90 120V122H91V119L97 118V117H99V116H100L101 114H103V113H108V114H109V113L113 112V110H118V109H122V110H123V109H125L124 111H129V109H132L133 106H134L135 104L132 105L133 103L130 102V101H128V100H127ZM141 97H142V96H141ZM152 97H153V96H152ZM152 97H151V98H152ZM169 97H170V96H169ZM169 97H168V98H169ZM21 98H22V97H21ZM27 98H28V96H27ZM35 98H36V96H35ZM41 98H42V97H41ZM55 98H54V99H55ZM62 98H63V96H62ZM95 98H96V97H95ZM99 98H100V97H99ZM103 98H100V101H101V99H103ZM129 98H128V99H129ZM132 98H133V96H132ZM148 98H149V97H148ZM168 98H167V99H168ZM25 99H26V97H25ZM29 99L31 100V98H28L27 101H29ZM42 99H43V98H42ZM50 99H52V98H50ZM50 99H49V102L52 101V100L50 101ZM56 99H57V98H56ZM56 99H55V102H56ZM59 99H60V98H59ZM63 99H64V98H63ZM67 99H68V98H67ZM73 99H74V98H73ZM79 99H80V98H79ZM108 99L113 100L114 98H113V97H112V98L109 97ZM108 99H107V101H109ZM141 99H142V98H141ZM141 99H140V100H141ZM143 99H144V98H143ZM146 99H147V98H146ZM157 99H158V98H157ZM160 99H161V98H160ZM36 100H37V99H36ZM60 100H61V99H60ZM64 100H65V99H64ZM68 100H69V99H68ZM68 100H67V101H68ZM82 100H83V99H82ZM86 100H87V99H86ZM96 100H97V99H96ZM103 100H104V99H103ZM134 100H137V99H134ZM138 100H139V99H138ZM151 100H152V99H151ZM162 100H163V99H162ZM24 101H25V100H24ZM27 101H26V102H27ZM34 101H35V100H34ZM43 101H44V100H43ZM43 101H42V102H43ZM57 101H58V100H57ZM62 101H63V100H62ZM70 101H72V100H70ZM80 101H81V100H80ZM80 101H78L77 103H79ZM94 101H95V100H94ZM94 101H93V102H94ZM98 101H99V100H98ZM105 101H106V100H105ZM142 101H143V100H142ZM147 101H148V100H147ZM152 101H153V100H152ZM156 101H157V100H156ZM39 102H40V100H39ZM45 102H47V100H46ZM49 102H48V103H49ZM58 102H59V101H58ZM58 102H57V103H58ZM75 102H76V101H75ZM75 102H74V104H75ZM82 102H83V101H82ZM84 102H86V101H84ZM93 102H92V103H93ZM138 102H140V101H138ZM145 102H146V100H145ZM145 102H143V104H144ZM154 102H155V101H154ZM154 102H153V103H154ZM159 102H160V101H159ZM27 103H28V102H27ZM27 103H26V105H27ZM30 103H33V102L30 101ZM37 103H38V102H37ZM63 103H65V102L63 101ZM63 103H62V104H63ZM72 103H73V102H71V104H72ZM87 103H88V102H87ZM119 103H121V105H120ZM134 103H136V102H134ZM140 103H141V102H140ZM156 103H157V102H156ZM28 104H29V103H28ZM39 104H40V103H39ZM44 104H45V103H44ZM44 104H43V105H44ZM67 104H68V102H67ZM93 104H94V103H93ZM118 104H119V105H118ZM137 104H138V103H137ZM159 104H160V103H159ZM26 105H25V106H26ZM30 105H31V107L29 106L30 108L28 107V108L26 109V110L31 109L30 113L33 114V115H30V116H34L35 113H37V112L39 113V111H37V110H38V109H37L38 104L33 103V104H30ZM41 105H42V104H41ZM51 105H52V104H51ZM60 105H61V104H60ZM60 105H58V106H60ZM85 105H87V104L85 103ZM131 105H132V106H131ZM147 105H148V104H147ZM44 106H45V105H44ZM44 106H42V107H44ZM76 106H77V105H76ZM76 106H75V107H76ZM130 106H131V107H130ZM154 106H155V105H154ZM159 106H160V105H159ZM49 107H50V106H49ZM54 107L56 108V106H54ZM73 107H74V106H73ZM80 107H81V106H80ZM80 107H79V108H80ZM83 107L85 108V106H83ZM89 107H90V105H89ZM128 107H130V108H128ZM135 107H136V106H135ZM135 107H134V108H135ZM143 107H144V106H143ZM3 108H4V107H3ZM3 108H2V109H3ZM6 108H7V107H6ZM44 108H45V107H44ZM44 108H43V110H44ZM47 108H48V107H47ZM51 108H52V107H51ZM152 108H153V107H152ZM72 109H73V108H72ZM75 109H77V108H75ZM89 109H90V108H89ZM126 109H127V110H126ZM135 109H136V108H135ZM135 109L132 110V111H136V110H137V109H136V110H135ZM138 109H139V108H138ZM156 109H157V108H156ZM263 109H264V108H263ZM3 110H4V109H3ZM3 110H2V111H3ZM7 110H8V108H7ZM10 110H11V109H10ZM40 110H41V109H40ZM59 110H61V109H59ZM260 110H261V109H260ZM5 111H6V109H5ZM12 111H13V110H12ZM61 111H62V110H61ZM118 111H120V110H118ZM46 112H48V111H46ZM252 112H253V111H252ZM12 113H13V112H12ZM12 113H11V114H12ZM38 113H37V114H38ZM55 113H56V112H55ZM117 113H118V112H117ZM122 113H123V111H122ZM255 113H257V110H256ZM260 113H263V112H260ZM0 114H1V112H0ZM11 114H10V115H11ZM25 114H26V113H25ZM28 114H29V112H28ZM108 114H107V115H108ZM124 114H125V112H124ZM134 114H135V113H134ZM137 114H138V113H137ZM140 114H141V113H140ZM250 114H251V112H250ZM253 114H254V113H253ZM257 114L259 115V112H258ZM263 114H264V113H263ZM263 114H262V115H263ZM2 115H3L4 118L6 117V115H5V116H4V114H2ZM2 115H1V116H2ZM15 115H17V113H16ZM15 115H14V116H15ZM114 115H115V114H114ZM120 115H121V113H120ZM128 115H129V113H127V116H128ZM135 115H136V114H135ZM255 115H256V114H255ZM255 115H254V116H255ZM258 115L255 116V117H252V116H253V115H252L251 118H255V119H257V118H258ZM1 116H0V117H1ZM17 116H18V115H17ZM25 116H26V115H25ZM28 116H29V115H28ZM101 116H102V115H101ZM112 116H113V115H112ZM129 116H130V115H129ZM7 117H8V115H7ZM9 117H10V116H9ZM62 117H63V118L66 117V118L63 119ZM107 117H108V116H107ZM116 117H118V114H117ZM122 117H123V116H122ZM122 117H121V118H122ZM132 117H133V116H132ZM139 117H140V116H139ZM246 117L248 118V116H246ZM256 117H257V118H256ZM260 117H261V115H260ZM20 118H21V117H20ZM22 118L24 119L23 116H22ZM34 118H35V117H34ZM57 118H59L58 121H56ZM61 118H62V119H61ZM105 118H106V117H105ZM121 118L119 117V119H121ZM124 118H125V116H124ZM124 118H122L121 120L123 121ZM130 118H131V117H130ZM249 118H250V116H249ZM261 118H262V117H261ZM263 118H264V117H263ZM0 119H1V118H0ZM7 119H9V118H7ZM14 119H15V118H14ZM25 119H28V118H25ZM30 119H32V118H30ZM52 119H56V120L53 121V122H51V123H48L47 125H45V126H43V127H39V128H37V129H33V128H35V127H33V128H31V129H33V130H31V129L29 130L30 127H32V126H34V125H37L38 123H46V122H48V121H52ZM60 119H61V121H60ZM101 119H102V118H101ZM127 119H128V118H127ZM135 119H137V118H135ZM245 119H246V118H245ZM245 119H244V120H245ZM258 119H259V118H258ZM5 120H6V119H5ZM12 120H13V119H12ZM20 120H21V119H20ZM246 120H247V119H246ZM246 120H245V122H246ZM14 121H16V120H14ZM17 121H19V120H17ZM17 121H16V122H17ZM21 121H23V120H21ZM26 121H28V120H26ZM29 121H30V120H29ZM131 121H132V120H131ZM131 121H130V122H131ZM249 121H251V120L249 119ZM249 121H248V122H249ZM258 121H259V120H258ZM1 122H2V121H1ZM12 122H13V121L8 120V121H6V122L4 121V123H2V125L5 126V129H4L5 131H6L7 128H9V127L12 125ZM95 122H96V121H95ZM95 122L92 121V123H95ZM127 122H128V121H127ZM253 122L256 123V121H254V119H253ZM13 123H14V122H13ZM19 123H20V122H19ZM26 123H27V122H26ZM84 123H85V122H84ZM92 123H89V124H92ZM145 123L147 124L148 122H145ZM150 123L152 124V122H150ZM251 123H252V122H251ZM255 123H253V124L255 125ZM261 123H262V120H261ZM261 123H260V124H261ZM263 123H264V119H263ZM15 124H16V123H15ZM15 124H14V125H15ZM21 124H22V122H21ZM24 124H25V122H24ZM87 124H88V123H87ZM240 124H241V123H240ZM245 124H246V123H245ZM257 124H258V123H257ZM260 124H259V125H260ZM17 125H18V124H17ZM17 125H16V126H17ZM52 125H55L56 128L54 129L53 132H50L48 129H49ZM84 125H86V124H84ZM84 125H83V126H84ZM147 125H149V124H147ZM236 125L238 126L239 124H236ZM242 125H243V122H242ZM262 125H263V124H262ZM262 125H260V126H262ZM0 126H1V124H0ZM3 126H2V129H3ZM86 126H87V125H86ZM138 126H139V125H138ZM143 126H144V125H143ZM153 126H155V125L153 124ZM237 126H236V127H237ZM247 126H249V125H247ZM251 126H253V125H251ZM84 127H85V126H84ZM84 127H82V128H84ZM146 127H147V126H146ZM201 127H203V126H201ZM201 127H200V128H201ZM234 127H235V126H234ZM243 127H244V126H243ZM243 127L240 126V128H243ZM262 127H263V126H262ZM12 128H13V126H12ZM14 128H15V126H14ZM14 128H13V129H14ZM16 128H17L18 131H19V127H16ZM78 128H80V127H78ZM82 128H81V129H82ZM143 128H144V127H143ZM143 128H142V129H143ZM198 128H199V127H198ZM240 128H238V129H240ZM245 128H246V127H245ZM245 128H244V129H245ZM255 128H256V127H255ZM258 128H259V126H258ZM263 128H264V127H263ZM9 129H10V128H9ZM139 129H140V128H139ZM144 129H145V128H144ZM147 129H148V128H147ZM147 129H146V130H147ZM247 129H248V128H247ZM4 130H3V131H4ZM28 130H29V131H28ZM82 130H83V129H82ZM82 130L79 131V129H78L79 132H81ZM140 130H141V129H140ZM151 130H152V129H151ZM209 130H210V129H209ZM235 130H236V128H235ZM242 130H243V129H242ZM250 130H251V129H250ZM252 130H254V127H253ZM260 130H261V129H260ZM9 131H11V130H8V132H9ZM14 131H15V130H14ZM133 131H134V130H133ZM135 131H136V130H135ZM135 131H134V132H135ZM210 131H211V130H210ZM238 131H239V130H238ZM244 131H245V130H244ZM254 131H256V130H254ZM0 132H1V131H0ZM8 132H7V133H8ZM15 132H17V131H15ZM15 132H14V133H15ZM137 132H138V131H137ZM206 132H207V131H205V134H208V132H207V133H206ZM230 132H231V131H229L228 133H230ZM232 132H233V129H232ZM240 132H241V131H240ZM258 132H259V130H258ZM9 133H10V132H9ZM18 133H19V132H18ZM66 133H67V132H66ZM66 133H65V134H66ZM68 133H69V130H68ZM70 133H72V132H70ZM211 133H212V132H211ZM236 133H237V132H236ZM238 133H239V132H238ZM256 133H257V132H256ZM263 133H264V130H263ZM2 134H3V132H2ZM5 134H6V133H5ZM143 134H144V133H143ZM203 134H204V133H203ZM209 134H210V132H209ZM209 134H208V136H209ZM234 134H235V133H234ZM252 134H253V133H252ZM254 134H255V133H254ZM8 135H9V134H8ZM8 135H6V136H8ZM14 135H15V134H14ZM56 135H57V134H56ZM67 135H68V134H67ZM69 135H70V134H69ZM75 135H77V133H76ZM75 135H74V136H75ZM81 135H82V132H81ZM141 135H142V134H141ZM141 135H140V136H141ZM144 135H145V134H144ZM147 135H148V134H147ZM147 135H146V136H147ZM261 135H262V134H261ZM0 136H1V135H0ZM12 136H13V135H12ZM64 136H65V135H64ZM74 136H73V138H74ZM77 136H79V135H77ZM205 136H206V135H205ZM211 136H212V135H211ZM52 137H53V136H52ZM54 137H55V136H54ZM57 137H58V135H57ZM80 137H82V136H80ZM200 137L202 138V136H200ZM200 137H199V138H200ZM1 138H2V137H0V139H1ZM201 138H200V139H201ZM2 139H4V138H2ZM44 139H43V140H44ZM202 139H203V138H202ZM30 140H28V141H30ZM43 140H42V141H43ZM45 140H47V139H45ZM50 140H51V138H50ZM80 140H81V139H80ZM196 140H197V139H196ZM2 141H3V140H2ZM6 141H7V137H6V139H5V142H6ZM34 141H33L32 143H34ZM9 142H8V143H9ZM38 142H40V141H38ZM176 143H180V141H177ZM10 144H7V145H10ZM181 144H182V143H181ZM1 145H2V144H1ZM19 145H20V146H19ZM32 145H33V144H32ZM30 146H31V144H30ZM174 146H175V145H174ZM171 147H172V146H171ZM176 147H177V146H176ZM152 149H153V148H152ZM154 149H156V148H154ZM171 149H172V148H171ZM171 149H170V150H171ZM4 151H5V150H4ZM19 151H20V150H19ZM155 151H156V150H155ZM159 151H160V150H159ZM162 151H163V150H162ZM164 151L166 152L167 150H164ZM172 151H173V150H171V152H172ZM262 151H263V150H262ZM150 152H151V151H150ZM169 152H170V151H169ZM1 153H3V151H2ZM151 153H152V152H151ZM153 153H155V152H153ZM156 153H159V152L156 151ZM160 153H161V152H160ZM160 153H159V154H160ZM163 153H164V152H163ZM163 153H162V154H163ZM6 154H8V153H6ZM13 154H14V153H13ZM13 154H10V155H13ZM3 155L5 156V154H3ZM10 155H6V156H10ZM35 155H37V154H35ZM164 155H165V154H164ZM164 155H161L162 158H163ZM170 155H171V154H170ZM0 156H2V155H0ZM6 156H5V157H6ZM37 156H38V155H37ZM158 156L160 157V155H158ZM32 157H33V156H32ZM34 157H35V156H34ZM40 157H41V156H40ZM159 157H158V158H159ZM164 157H165V156H164ZM166 157H167V156H166ZM159 159H160V158H159ZM30 160H31V159H30ZM35 160H37V159H35ZM128 160H129V159H128ZM156 160H158V159H155V161H156ZM31 161H32V160H31ZM227 161H228V160H226V161H224V162L228 163ZM231 161H232V162H231ZM235 161H237V159H236ZM242 161H243V160H241V162H242ZM33 162H34V161H33ZM128 162H129V161H128ZM230 162L233 163L234 161H233V160H230ZM238 162H239V161H238ZM241 162H240V163H241ZM243 162H244V161H243ZM114 163H115V162H114ZM116 163H117V162H116ZM123 163H124V162H123ZM125 163H127V162L125 161ZM160 163H163V162H160ZM226 163H225V164H226ZM117 164H119V163H117ZM121 164H122V162H121ZM151 164H152V163H151ZM155 164H157V162H156ZM164 164H165V163H164ZM225 164H224V167H225ZM229 164H230V163H229ZM257 164H258V163H257ZM257 164H256V165H257ZM10 165H11V164H10ZM10 165H9V166H10ZM112 165H113V163H112ZM112 165H111V166H112ZM114 165H116V164H114ZM153 165H154V164H153ZM236 165L238 166V164H236ZM241 165H242V164H241ZM254 165H255V164H254ZM256 165H255V166H256ZM49 166H53V165H49ZM111 166H110V167H111ZM117 166H118V165H116V167H117ZM220 166H221V165H220ZM227 166H228V165H227ZM231 166H233V165H231ZM243 166H244V165H243ZM258 166H259V164H258ZM6 167H8V166H6ZM6 167H5V168H6ZM12 167L14 168V167H16V166H12ZM44 167H45V166H44ZM46 167H47V166H46ZM53 167H54V166H53ZM224 167H222V168L224 169ZM250 167L252 168L253 165L250 166ZM261 167H262V166H261ZM51 168H52V167H51ZM225 168H226V167H225ZM229 168H230V166H229ZM229 168H226V169H229ZM243 168H244V167H243ZM248 168H249V166H248ZM255 168H257V167H255ZM263 168H264V167H263ZM8 169H9V168H8ZM41 169L43 170V167H42ZM41 169H40L39 171H41V173H42V170H41ZM231 169H233V168H231ZM239 169H240V168H239ZM239 169H238V171H236V170H234V171H235V172H239V171H241V170H239ZM241 169H242V167H241ZM249 169H250V168H249ZM249 169H248V170H249ZM50 170H51V169H50ZM220 170H221V169H220ZM244 170H245V168H244ZM250 170L252 171V169H250ZM253 170H254V169H253ZM256 170H257V169H256ZM260 170H262V169L260 168ZM45 171H46V168H45ZM48 171H49V169H48ZM223 171H224V170H223ZM225 171H226V170H225ZM231 171H232V170H230V172H231ZM245 171H246V170H245ZM258 171H259V170H258ZM263 171H264V170H263ZM241 172H242V171H241ZM247 172H248V171H247ZM252 172H253V171H252ZM260 172H261V173H260ZM260 172H259V174H262V175L264 174V173H262V171H260ZM43 173H44V172H43ZM166 173H168V170L166 171ZM226 173H228V172L226 171ZM231 173H233V172H231ZM244 173H245V172H243V174H244ZM250 173H251V172H250ZM257 173H258V172H257ZM91 174H92V173H91ZM233 174H234V173H233ZM241 174H242V173H241ZM241 174L238 173V175H241ZM253 174H256V173H253ZM253 174H252V175H253ZM27 175H28V174H27ZM37 175H38V174H37ZM95 175H96V174H95ZM97 175H98V174H97ZM120 175H122V174H120ZM120 175H119V176H120ZM123 175H124V174H123ZM123 175H122V176H123ZM125 175H126V174H125ZM127 175H128V174H127ZM129 175H130V174H129ZM134 175H136V174H134ZM252 175H251V176H252ZM29 176H31V175H29ZM35 176H36V175H35ZM48 176H49V175H48ZM122 176H121V178H122ZM231 176H232V175H231ZM235 176H236V175H235ZM235 176H233V177H234V178H233L234 180H235V178H236ZM241 176H242V175H241ZM248 176H249V175H247V177H248ZM257 176H258V175H257ZM24 177H25V176H24ZM37 177H39V176H37ZM37 177H36V178H37ZM40 177H42V176H40ZM40 177H39V178H40ZM45 177H46V176H45ZM45 177H44L43 181H44L45 179H47V177H46V178H45ZM88 177H89V176L87 175V178H88ZM96 177H97V176H96ZM98 177H99V176H98ZM125 177H126V176H125ZM130 177H131V175H130ZM253 177H255V176H253ZM253 177H252V178H253ZM259 177H260V175H259ZM259 177H256L257 179L260 180L259 183L263 182V179H262V181H261V179H260ZM261 177H263V176H261ZM27 178H28V176L26 177V179H27ZM36 178H35V179H36ZM85 178H86V177H85ZM85 178H83V179L85 180ZM132 178H133V177H132ZM250 178H251V177H250ZM263 178H264V177H263ZM0 179H1V178H0ZM22 179H23V178H22ZM28 179H29V178H28ZM163 179H164V178H163ZM241 179H242V178H241ZM1 180H3V179H1ZM37 180L39 181V179H37ZM89 180H90V179H89ZM91 180H92V179H91ZM115 180H116V179H115ZM120 180H121V179H120ZM238 180H239V177H238L237 181H238ZM245 180H246V179H245ZM251 180H252V179H251ZM251 180H249V181H251ZM254 180H255V179H254ZM15 181H16V180H15ZM20 181H21V180H20ZM20 181L17 180L16 182H20ZM23 181H24V180H22V182H23ZM27 181H28V180H27ZM82 181H83V180H82ZM94 181H95V180H94ZM103 181H104V180H103ZM103 181H102V183H103ZM116 181H117V180H116ZM116 181H115V182H116ZM122 181H123V180H122ZM240 181H241V180H240ZM240 181H239V184L241 183ZM242 181H243V180H242ZM247 181H248V179H247ZM249 181H248V182H249ZM255 181H256V180H255ZM255 181H254V182H255ZM13 182H14V181H13ZM28 182H29V181H28ZM30 182H31V181H30ZM34 182H35V180H34ZM34 182H33V184H35ZM41 182H42V181H41ZM41 182H40V184H41ZM44 182H45V181H44ZM44 182H43V183H44ZM74 182H75V181H74ZM74 182H73V183H74ZM98 182H99V181H98ZM111 182H112V181H111ZM235 182H236V180H235ZM251 182H253V181H251ZM251 182H250V184H251ZM70 183H71V182H70ZM91 183H92V182H91ZM100 183H101V181H100ZM102 183H101V184H102ZM105 183H106V181H105ZM126 183H127V182H126ZM0 184H1V182H0ZM3 184H4V183H3ZM12 184H13V183H12ZM17 184H18V183H17ZM23 184H24V183H23ZM44 184H45V183H44ZM75 184H76V183H75ZM93 184H94V183H93ZM114 184H115V183H114ZM124 184H125V183H124ZM237 184H238V183H237ZM263 184H264V183H263ZM263 184H262V185H263ZM14 185H15V184H14ZM20 185H21V184H20ZM27 185H28V184H27ZM70 185H71V184H69L68 186H70ZM72 185H73V184H72ZM97 185H98V183H97ZM168 185H169V184H168ZM168 185H167V186H168ZM170 185H172V184H170ZM170 185H169V186H170ZM241 185H242V184H241ZM246 185H248V184H246ZM252 185H254V183H252ZM259 185H260V184H259ZM1 186H2V184H1ZM38 186H39V184H38ZM44 186H45V185H44ZM84 186H85V185H84ZM90 186H91V185H88V187H90ZM93 186H94V185H93ZM219 186H220V185H219ZM221 186H222V185H221ZM221 186H220V188H219V191H220L221 188H223V186H222V187H221ZM235 186H236V185H235ZM257 186H258V185H257ZM5 187H7V186H5ZM31 187H32V186H31ZM36 187H37V186H36ZM39 187H40V186H39ZM41 187H43L42 184H41ZM91 187H92V186H91ZM91 187H90V188H91ZM95 187H96V186H94V188H95ZM97 187H98V186H97ZM104 187H105V186H104ZM104 187H103V188H104ZM106 187H107V186H106ZM106 187H105V188H106ZM224 187H225V186H224ZM228 187H229V186H228ZM228 187H227V189H228ZM236 187H237V186H236ZM242 187H243V186H242ZM242 187H241V190H243ZM247 187H248V186H247ZM250 187H252V186H250ZM253 187H254V186H253ZM255 187H256V186H255ZM259 187H260V186H259ZM3 188H4V186H3ZM10 188H11V187H10ZM14 188H15V187H14ZM22 188H23V187H22ZM32 188H33V187H32ZM68 188H69V187H68ZM86 188H87V187H86ZM86 188H85V189H86ZM94 188H91V189L94 190ZM174 188H176V187H174ZM177 188H178V187H177ZM177 188H176V189H177ZM233 188H234V187H233ZM238 188H239V185H238ZM238 188H237L236 191H238V190L240 189V188H239V189H238ZM256 188H257V187H256ZM261 188H262V187H261ZM261 188H260V189H261ZM19 189H20V188H19ZM65 189H67V188H65ZM100 189H102V188H100ZM100 189H99V190H100ZM111 189H113V188L111 187ZM176 189H175V190H176ZM230 189H232V188H230ZM230 189H229V190H230ZM25 190H26V189H25ZM55 190H57V189H55ZM70 190H71V189H70ZM78 190H79V189H78ZM93 190H92V191H93ZM97 190H98V189H97ZM97 190H96V191H97ZM172 190H174V189H172ZM172 190H171V191H172ZM221 190H222V189H221ZM224 190H225V189H224ZM248 190H249V188H248ZM261 190H262V189H261ZM261 190H260V192H261ZM5 191H6V190H5ZM16 191H17V190H16ZM20 191H21V190H20ZM20 191H18L19 194H22V193H20ZM23 191H24V190H23ZM26 191H27V190H26ZM66 191L68 192V190H66ZM84 191H85V190H82V193H83ZM86 191H87V189H86ZM86 191H85V193H86ZM90 191H91V190H90ZM169 191H170V189H169ZM178 191H180V189H179ZM227 191H228V190H227ZM234 191H235V190H234ZM250 191H254V188H253L252 190H249L248 193H249ZM255 191H256V190H255ZM12 192H13V191H12ZM56 192L59 193V191H56ZM56 192H55V193H56ZM61 192H62V194H63L64 190H61ZM69 192H70V191H69ZM76 192H77V191H76ZM76 192H75V189H74V193H76ZM174 192H176V191H174ZM209 192H210V191H209ZM216 192H217V191H216ZM220 192H221V191H220ZM225 192H226V191H225ZM228 192H229V191H228ZM238 192H239V191H238ZM243 192H244V193H243V197H244L246 191H243ZM256 192H257V191H256ZM260 192H258V194H259ZM263 192H264V190H263L262 193H260V194L262 195ZM8 193H9V192H8ZM16 193H17V192H16ZM16 193H15V194H16ZM23 193H24V192H23ZM55 193H54V196H55ZM89 193H90V192H89ZM177 193H178V192H177ZM211 193H213V192H211ZM214 193H215V192H214ZM221 193H222V192H221ZM221 193H220V194H221ZM226 193H227V192H226ZM230 193H231V190H230ZM239 193H240V192H239ZM50 194H51V193H50ZM56 194H57V193H56ZM59 194H60V193H59ZM62 194L60 195L61 197H62ZM87 194H88V193H87ZM93 194H94V193H93ZM171 194H172V192H171ZM202 194H203V193H202ZM202 194H201V195H202ZM209 194H210V193H209ZM209 194H207V195H209ZM231 194H232V193H231ZM255 194H256V193H255ZM9 195H10V194H9ZM12 195H14V193H13ZM12 195H11V196H12ZM23 195H24V194H23ZM57 195H58V194H57ZM63 195H65V192H64ZM69 195H71V194L69 193ZM82 195H83V194H82ZM91 195H92V194H91ZM91 195H90V196H91ZM94 195H96V194H94ZM98 195H99V194H98ZM178 195H179V194H178ZM178 195H177V196H178ZM204 195H205V194H204ZM207 195H205V196H207ZM210 195H211V194H210ZM210 195H209V196H210ZM218 195H219V194H218ZM221 195H222V194H221ZM224 195H225V198H226L227 195H226V194H224ZM235 195H236V194H235ZM251 195H252V192H251ZM17 196H18V194H17ZM17 196H16V197H12V198H17ZM50 196H51V195H50ZM60 196L58 195L57 197L59 198ZM66 196H67V195H66ZM72 196H74V195H72ZM72 196H71V197H72ZM216 196H217V195H216ZM222 196H223V195H222ZM228 196H229V195H228ZM239 196H241V194H240ZM239 196H237V197H239ZM246 196H247V195H245V197H246ZM253 196H254V195H253ZM255 196H256V195H255ZM19 197H21V195H19ZM43 197H45V195H43ZM46 197H47V196H46ZM77 197H78V196H77ZM81 197H82V196H81ZM105 197H106V196H105ZM214 197H215V196H214ZM218 197H219V196H218ZM241 197H242V196H241ZM241 197H240V198H241ZM243 197H242V198H243ZM249 197H250V195H249ZM256 197H257V196H256ZM256 197H255V199H256ZM263 197H264V196H263ZM263 197H261V198L263 199ZM1 198H2V197H1ZM1 198H0V199H1ZM4 198H6V197H4ZM58 198H57V199H58ZM63 198H64V197H63ZM78 198H79V197H78ZM78 198H77V199H78ZM159 198H160V197H159ZM203 198H204V197H203ZM203 198H202V199H203ZM205 198H206V197H205ZM210 198H211V197H210ZM210 198H209V200H210ZM212 198H213V197H212ZM225 198H224V199H225ZM230 198H231V197H230ZM234 198H235V197H234ZM234 198H233V200H235ZM240 198H237V199H240ZM252 198H254V197H252ZM261 198H260V199H261ZM2 199H3V198H2ZM38 199H42V198H38ZM52 199H54V198H52ZM59 199H60V198H59ZM61 199H62V198H61ZM79 199H80V198H79ZM148 199H149V198H148ZM150 199H151V198H150ZM206 199H208V197H207ZM224 199H223V200H224ZM243 199H244V198H243ZM258 199H259V197H258ZM3 200H4V199H3ZM7 200H8V199H7ZM11 200H12V199H11ZM14 200H15V199H14ZM19 200H20V199H19ZM48 200H49V199H48ZM67 200H68V199H67ZM213 200H214V199H213ZM218 200H220V199H218ZM218 200H217V201H218ZM228 200H229V199H228ZM233 200H232V201L229 200V202L231 203V202H233ZM9 201H10V200H9ZM31 201H32V200H31ZM34 201H36V200H34ZM34 201H33V202H34ZM45 201H46V200H45ZM50 201H51V200H50ZM50 201H49V202H50ZM53 201H54V200H53ZM60 201H61V200H60ZM206 201H208V200H206ZM210 201H211V200H210ZM214 201H215V200H214ZM217 201H216L215 203H217ZM10 202H11V201H10ZM10 202H7V203L9 204ZM12 202H14V201L12 200ZM67 202H68V201H67ZM112 202L114 203V201H112ZM112 202H111V203H112ZM212 202H213V201H212ZM220 202H221V201H220ZM1 203H2V202H1ZM14 203H15V205H17L16 202H14ZM19 203H21V202H19ZM53 203H54V202H53ZM53 203H52V204H53ZM56 203H57V202H56ZM115 203H116V201H115ZM146 203H147V201H146ZM146 203H144V204L146 205ZM148 203H149V201H148ZM153 203H154V202H153ZM157 203H158V202H157ZM204 203H205V200H204V202H203V205H204ZM222 203H223V201H222ZM226 203H228V202H226ZM5 204H6V200H5ZM22 204H23V203H22ZM22 204H21V205H22ZM39 204H40V202H39ZM44 204L46 205V203H44ZM44 204L41 203V205H44ZM62 204H63V203H62ZM163 204H164V203H163ZM172 204H173V203L168 204V205H172ZM210 204H211V203H210ZM213 204H214V203H213ZM213 204H211V205H213ZM218 204H219V203H218ZM224 204H225V202H224ZM224 204H223V205H224ZM228 204H229V203H228ZM3 205H4V204H3ZM24 205H25V204H24ZM28 205H29V204H28ZM30 205H31V202H30ZM36 205H37V204H36ZM41 205H39V206H41ZM58 205H59V204H58ZM116 205H117V204H116ZM116 205H115V206H116ZM148 205H149V204H148ZM164 205H165V204H164ZM178 205H179V204H178ZM178 205H177V206H178ZM182 205H183V204H182ZM184 205H185V204H184ZM215 205H216V204H215ZM221 205H222V204H220V206H221ZM225 205H227V204H225ZM0 206H1V205H0ZM6 206H7V205H6ZM10 206H11V204H10ZM19 206H20V205H19ZM25 206H26V205H25ZM113 206H114V205H113ZM173 206H175V205L173 204V205H172V208H173ZM208 206H209V207H213L214 205H213V206L208 205ZM4 207H5V206H4ZM11 207H12V206H11ZM13 207H14V205H13ZM15 207H16V206H15ZM35 207H36V206H35ZM42 207H43V206L39 207V209L42 210ZM46 207H47V206H46ZM55 207H56V206H55ZM58 207H59V206H58ZM145 207H146V206H145ZM147 207H148V206H147ZM159 207H161V210H162L163 208H165L164 206H163V208H162V206H160V204H159ZM159 207H158V209H159ZM218 207H219V206H218ZM222 207H223V206H222ZM0 208H1V207H0ZM9 208H10V207H8V209H9ZM21 208H22V206H21ZM23 208H24V207H23ZM26 208H27V207H26ZM36 208H37V207H36ZM36 208H35V210H36ZM44 208H45V207H44ZM133 208H134V207H133ZM133 208H132V209H133ZM180 208L182 209V207H180ZM220 208H221V207H220ZM223 208H224V207H223ZM1 209H2V208H1ZM6 209H7V208H6ZM24 209H25V208H24ZM32 209H33V207H32ZM32 209L30 208V210H29V211H26L25 213L33 212L34 210H32ZM46 209H48V207H47ZM46 209H45L44 211H46ZM50 209H51V207H50ZM132 209H131V210H132ZM138 209H139V208H138ZM152 209L154 210V208H152ZM155 209H157V208H155ZM169 209H170V208H169ZM173 209H174V208H173ZM176 209H177V208H176ZM176 209H175V210H176ZM212 209H213V208H212ZM9 210H10V209H9ZM11 210H12V208H11ZM11 210H10V211H11ZM27 210H28V209H27ZM48 210H49V209H48ZM165 210H166V209H165ZM165 210H164V211H165ZM171 210H172V209H171ZM177 210H178V209H177ZM179 210H180V209H179ZM0 211H1V210H0ZM6 211H7V210H6ZM14 211H15V210H14ZM14 211H13V212H14ZM19 211H20V210H18L17 213H18ZM44 211H42V212H44ZM155 211H156V210H155ZM162 211H163V210H162ZM183 211H184V210H183ZM186 211H187V210H186ZM186 211H185V213H186ZM209 211H210V210H209ZM15 212H16V211H15ZM23 212H24V210H23ZM23 212H22V213H23ZM39 212H40V211H39ZM156 212H157V211H156ZM158 212H159V211H158ZM158 212H157V213H158ZM165 212H166V211H165ZM172 212H173V211H172ZM172 212H171V213H172ZM188 212H189V211H188ZM0 213H1V212H0ZM22 213L20 214V216L23 215ZM40 213H41V212H40ZM40 213H39V214H40ZM46 213L48 214V212H46ZM50 213H51V212H49V214H50ZM131 213H132V212H131ZM137 213H138V212H137ZM154 213H155V212H154ZM157 213H156V214H157ZM161 213H162V212H161ZM169 213H170V212H169ZM176 213H177V212H176ZM180 213H181V212H180ZM185 213H183V214H185ZM1 214H2V213H1ZM1 214H0V215H1ZM6 214H8V211H7V213L5 212V214H3V215L5 216ZM35 214H36V212H35ZM39 214H38V215H39ZM41 214H43L42 216L45 215L44 213H41ZM47 214H46V215H47ZM52 214H53V212H52ZM52 214H51V215H52ZM127 214L129 215V213H127ZM135 214H136V213H135ZM139 214H140V213H139ZM150 214H151V212H150ZM150 214H149V215H150ZM172 214H173V213H172ZM260 214H264V213H261V212H260ZM8 215H10V214H8ZM11 215H13V214H11ZM15 215H16V213H15ZM17 215H19V213H18ZM17 215H16V216H17ZM27 215H28V214H27ZM30 215H31V214H30ZM30 215H29V216H30ZM36 215H37V214H36ZM124 215H125V214H124ZM133 215H134V214H133ZM133 215H132V218H133ZM158 215H159V213H158ZM164 215H165V214H164ZM181 215H182V214H181ZM185 215H187V216H185ZM185 215H184V216H185V219H186V217L188 218V214H185ZM258 215H259V214H258ZM42 216H40V217L42 218ZM48 216H49V215H48ZM122 216H123V215H122ZM135 216H136V215H135ZM140 216H141V215H140ZM144 216H147V214H146V215H143L142 217H144ZM155 216H156V215H154L153 218H154ZM171 216H172V215H171ZM175 216H176V215H174V216H172V217H175ZM178 216H179V214H178ZM178 216H177V220H178ZM182 216H183V215H182ZM182 216L179 217V218H181V219L184 218V216H183V217H182ZM5 217H6V216H5ZM7 217H8V219H9L10 216H7ZM21 217H22V216H21ZM23 217H24V215H23ZM37 217H39V216H37ZM49 217H50V216H49ZM123 217H124V216H123ZM138 217H139V216H138ZM151 217H152V216H151ZM166 217H168V216H166ZM255 217H257V216L255 215ZM263 217H264V216H263ZM0 218L3 219V217H1V216H0ZM10 218H11V217H10ZM43 218H44V217H43ZM45 218H46V216H45ZM128 218H129V217H127V219H128ZM144 218H145V217H144ZM144 218H143V219H144ZM146 218H147V217H146ZM153 218H152V219H153ZM155 218H156V217H155ZM155 218H154V220H156ZM169 218H170V217H169ZM253 218H254V217H253ZM8 219H7V220H8ZM13 219H14V218H13ZM125 219H126V217H125ZM127 219H126V221H127ZM130 219H131V218H130ZM133 219H135V218H133ZM147 219H148V218H147ZM147 219H146V220H147ZM149 219H151V218L149 217ZM152 219L149 220V221H152ZM157 219H158V217H157ZM166 219L168 220V218H166ZM166 219H165V220H166ZM250 219H251V218H250ZM257 219H258V218H257ZM4 220H5V219H4ZM4 220H3V221H4ZM122 220H123V219H122ZM122 220H121V221H122ZM131 220H132V219H131ZM144 220H145V219H144ZM144 220H143V221H144ZM154 220H153V221H154ZM162 220H164L163 217L161 218V222H162ZM175 220H176V219H175ZM175 220H174V221H175ZM179 220H180V219H179ZM179 220H178V221H179ZM182 220H183V219H182ZM186 220H187V219H186ZM258 220H259V219H258ZM258 220H257V222L259 223ZM261 220H262V219H261ZM3 221H2V222H3ZM10 221H12V220H10ZM10 221H9V222H10ZM40 221H41V220H40ZM42 221L44 222V219H43ZM46 221L48 222V219H47ZM118 221H120V220H118ZM121 221H120V222H121ZM157 221H158V220H157ZM157 221H155V223H156ZM178 221H176V223H177ZM255 221H256V220H255ZM4 222H5V221H4ZM38 222H39V220H38ZM120 222H119V223H120ZM122 222H123V221H122ZM145 222H146V221H145ZM159 222H160V221H159ZM171 222H172V220H171ZM171 222H170V223H171ZM249 222H250V221H249ZM257 222H256V223H257ZM260 222H261V223L259 224V226H258V224H256V227H257V228L262 227V229H263V227H264V226H263L264 222H263V224H262V221H260ZM6 223H7V222H6ZM124 223H126V222L124 221ZM124 223H122V224H124ZM129 223H130V221H129ZM148 223H149V222H148ZM152 223H153V222H152ZM152 223H150V224H152ZM176 223H175V225H176ZM252 223H254V222L252 221ZM252 223H251V224H252ZM9 224H10V223H9ZM40 224H42V222H41ZM166 224H167V223H166ZM173 224H174V223H173ZM182 224H185V223L183 222ZM247 224H250V223H246V225H247ZM254 224H255V223H254ZM261 224H262V226H260ZM145 225H147V222H146ZM148 225H149V224H148ZM148 225H147V226H148ZM156 225H158V224H156ZM156 225H155L154 227H156ZM162 225H163V224H162ZM162 225H161V226H162ZM175 225H174V226H175ZM238 225H239V223H238ZM244 225H245V224H244ZM1 226H2V225H1ZM3 226H4V225H3ZM149 226H150V225H149ZM151 226H152V225H151ZM151 226H150V228L153 227V226H152V227H151ZM166 226L168 227L169 225L167 224V225H165V227H166ZM183 226H184V225H182V227H183ZM241 226H242V225H241ZM241 226H240V227H241ZM253 226H254V225H253ZM5 227H6V225H5ZM7 227H8V225H7ZM121 227H122V225H121ZM154 227H153V228H154ZM165 227L162 226V228H165ZM177 227H178V226H177ZM179 227H181L180 224H179ZM242 227H243V226H242ZM249 227H250V225H249ZM249 227H248V228H249ZM2 228H3V227H2ZM8 228H9V227H8ZM123 228H124V227H123ZM136 228H137V227H136ZM157 228H158V226H157ZM160 228H161V227H160ZM162 228H161V230H162ZM170 228H171V226H170ZM170 228H169V229H170ZM257 228H254V229H257ZM11 229H12V228H10V230H11ZM125 229H126V227H125ZM176 229H177V228H176ZM180 229H182V228H179V230H180ZM251 229H252V228H251ZM259 229H260V228H259ZM262 229H261V230H262ZM8 230H9V229H8ZM14 230H15V229H14ZM77 230H79V229H77ZM80 230H81V229H80ZM122 230H123V229H122ZM154 230H155V229H154ZM158 230H159V229H158ZM164 230H165V229H164ZM164 230H162V231H164ZM166 230H167V229H166ZM166 230H165V231H166ZM170 230H171V229H170ZM172 230H173V229H172ZM179 230H178V231H179ZM247 230H248V229H247ZM247 230H246V231H247ZM11 231H13V229H12ZM68 231H69V229H68ZM156 231H157V230H156ZM175 231H176V230H175ZM252 231H253V229H252ZM252 231H251V232H252ZM258 231H259V230H258ZM66 232H67V231H66ZM69 232H70V231H69ZM74 232H75V230H74ZM76 232H77V231H76ZM136 232H137V231H136ZM151 232L154 233V232L152 231V229H151ZM157 232H158V231H157ZM157 232L154 233V236H155V234H157ZM171 232H172V231H171ZM244 232H245V231H244ZM248 232H250V231H248ZM8 233H9V232H8ZM11 233H12V232H11ZM67 233H68V232H67ZM72 233H73V231H72ZM138 233H139V232H138ZM159 233H160V232H159ZM159 233H158V234H159ZM164 233H165V232H164ZM164 233L162 232V233H160V234H164ZM172 233H176V232L173 231ZM253 233H255V232H253ZM256 233H257V231H256ZM261 233H262V231H261ZM261 233L259 232L260 235H261ZM13 234H14V233H13ZM65 234H66V233H64V235H65ZM58 235H59V234H58ZM60 235H61V234H60ZM68 235H70V233H69ZM137 235H138V234H135L136 237H137ZM140 235H141V234H140ZM164 235H165V234H164ZM263 235H264V234H263ZM154 236H153V237H154ZM157 236H158V235H157ZM40 237H41V236H40ZM62 237H63V234H62ZM78 237H79V236H78ZM78 237H77V238H78ZM150 237H151V234H150ZM56 238H58V237H55V239H56ZM77 238H75V239H77ZM138 238H139V237H138ZM160 238H161V237H160ZM39 239H40V238H39ZM39 239H38V242H37L38 244H37V245H39V243H40ZM41 239L43 240L42 237H41ZM41 239H40V240H41ZM45 239H46V238H45ZM53 239H54V237H53ZM55 239H54V240H55ZM59 239H60V238H59ZM61 239H62V238H61ZM46 240H47V239H46ZM43 241H45V240H43ZM50 241H52V240H50ZM62 241H63V240H62ZM64 241H65V240H64ZM257 241H258V240H257ZM46 242H48V240H47ZM258 242H259V241H258ZM41 243H43V242H41ZM41 243H40V246H39V247H42V246H41ZM44 243H45V242H44ZM44 243H43V244H44ZM48 243H51V242H48ZM48 243H47V244H48ZM52 243H53V242H52ZM64 243H65V242H64ZM259 243H261V242H259ZM43 244H42V245H43ZM261 244H262V243H261ZM112 245H114V244H112ZM44 246H46V244H44ZM58 246H59V247L61 246V242H59V243L57 242V244H55V245H51L52 248H57ZM260 246H261V245H260ZM263 246H264V245H262V247H263ZM48 247H49V245H48ZM115 247H116V246H115ZM115 247H114V248H115ZM257 247H258V246H257ZM257 247H256V248H257ZM262 247H260V248L263 249L264 247H263V248H262ZM37 248H38V246H37ZM114 248H112V249H114ZM35 249H36V247H35ZM47 249H48V248H47ZM252 249H253V248H252ZM257 249H258V248H257ZM257 249H256V250H257ZM36 250L38 251L39 248L36 249ZM36 250H35V251H36ZM48 250H51V249H48ZM54 250L56 251V249H54ZM54 250H53V251H54ZM59 250H60V249H59ZM109 250H110V249H109ZM254 250H255V249H254ZM33 251H34V250H33ZM35 251H34V252H35ZM42 251H43V249H42ZM99 251H100V250H99ZM101 251H102V250H101ZM104 251H105V250H104ZM107 251H108V250H107ZM251 251H252V250H251ZM262 251H264V249H263ZM39 252H41V251H39ZM39 252H37V253H39ZM45 252H46V250L44 251V253H45ZM50 252H51V251H50ZM244 252H245L244 254L246 255L247 250L244 251ZM248 252H250V251L248 250ZM258 252H259V254H260V250H259V249H258ZM37 253L35 252V254H37ZM47 253H48V252H47ZM57 253H58V252H57ZM98 253H99V252H98ZM100 253H101V252H100ZM254 253H255V251H254ZM254 253H252V254L255 255L256 253H255V254H254ZM32 254H33V252H32ZM35 254H34V255H35ZM40 254H41V253H40ZM40 254H39V255H40ZM50 254H51V253H50ZM59 254H60V253H59ZM63 254H65V253H63ZM63 254H62V255H63ZM106 254H107V252H106ZM242 254H243V253H242ZM242 254H241V255H242ZM244 254H243V255H244ZM42 255H43V254H42ZM45 255H48V254H45ZM66 255H67V254H66ZM103 255H104V254H103ZM241 255H240V256H241ZM250 255H251V254H250ZM260 255H262V254H260ZM31 256H32V255H31ZM35 256H38V255H35ZM35 256L32 257V258L34 259ZM40 256H41V255H40ZM40 256H39V257H40ZM64 256H65V255H64ZM67 256H70V255H67ZM101 256H102V255H100V257H101ZM105 256H106V255H105ZM240 256H238V257H240ZM256 256L258 257V253H257ZM256 256H255V257H256ZM61 257H63V256L60 255V258H61ZM242 257H243V256H242ZM36 258H37V257H36ZM36 258H35V259H36ZM57 258H59V257L57 256ZM64 258H66V257H63V259H64ZM98 258H99V255H98ZM248 258L251 259V256H247V258H246L247 261H250V260H248ZM252 258H253V256H252ZM55 259H56V258H55ZM55 259H53V260H55ZM69 259H70V258H69ZM69 259H68V260H69ZM253 259H254V258H253ZM256 259H257V258H256ZM256 259H255V260H256ZM59 260H60V259H58V261H59ZM61 260H62V259H61ZM64 260H65V259H64ZM64 260H62V261H64ZM236 260L239 261L238 259H236ZM251 260H252V259H251ZM62 261H61V262H62ZM247 261H245V263H248ZM64 262H65V261H64ZM243 262H244V261H243ZM251 262H254V260H252ZM58 263H59V262H58ZM58 263H57V264H58ZM65 263H66V262H65ZM68 263H69V262H68ZM54 264H55V263H54ZM62 264H64V263L62 262ZM248 264H251V263L249 262ZM252 264H253V263H252Z\"/></svg>",
  "mask_w": 264,
  "mask_h": 264
}]
</instances>
